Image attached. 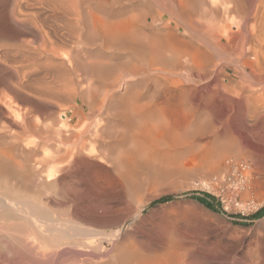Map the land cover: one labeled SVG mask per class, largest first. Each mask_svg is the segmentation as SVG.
Listing matches in <instances>:
<instances>
[{"label":"rangeland","instance_id":"1","mask_svg":"<svg viewBox=\"0 0 264 264\" xmlns=\"http://www.w3.org/2000/svg\"><path fill=\"white\" fill-rule=\"evenodd\" d=\"M11 1L14 3V0H0V29H3L2 32L4 33V36H3V33L0 32V55H1L0 60L4 59L3 62L0 61V65H2L1 66L2 69L0 68V71H1L0 72V76H1L0 77L1 78L0 79V83H1L0 84V91L2 90L0 95L4 94V93H6V95H7V93L9 92L8 95L10 94L9 96L13 98V99L10 98V99H12L11 101L13 102V104L15 103L16 105H18V108L20 109L19 115L23 116L24 118L22 119L21 116H17L18 117L16 119L17 121L15 120V118L12 119V117L13 116L16 117L17 114H13V113H12L13 115L10 114L12 111H10L8 109V111H9L8 112L6 107H3L4 105H2V103H0V109L2 108L1 110L3 111L2 112L0 110L1 111L0 112V115H1L0 116V122H1L0 123V129L2 128L1 132H0V149L7 148L10 150V152L12 151L13 154L15 155L16 160H19L20 162L23 161L24 164H27L26 165V168H27L26 171L27 172H24L25 171L24 170V171L19 172V173H9L8 170L6 171L4 169H1L2 167L0 164V194H4L5 196L10 197V198L14 197V199L25 203L26 205H28L30 208L33 209V214L30 217L26 216V219H25L24 218L25 215H22L16 211L11 210V209H6V208L0 207V243L2 244V242H3V244H2L3 247L2 246L0 247L1 248V250H0V264H9L10 262L12 264H102V263L103 264H112V262H113V264H116V262H117V264H119L121 261H122V263H120V264H123L125 261H126V263H124V264H127L128 262H129L128 264H130L131 262L128 260L133 255V253L143 255V256H154V255H161L165 252H173V253L180 254L181 257L183 258V261H184L183 264H191V262H192V264H203L202 263L203 261H205L206 264H208V263L209 264H264V262H263V260H264L263 259L264 258V218H263L264 217V204L262 202V200H264V97L259 96L261 92L262 93L264 92V70H262V69H264L263 68L264 67V60H263L264 58L261 60L260 56H262V55H259L260 53L261 54L264 53V51H262V50H264V0H229L230 2L228 0H217V1L213 0L214 2H212V0H182V1L180 0V2H179V0L178 1L177 0H170V1L169 0H166V1L165 0H129V1L128 0H125V1L124 0H110V1L109 0L108 1L107 0H101V1L100 0H71L72 1L71 4L69 3L70 0H66V7L68 9H72V8L76 7V9H78L82 12V19H84L83 30L85 29L86 32L85 31L81 32L80 36H78L77 39L74 38L75 41L73 40L72 37H67L65 40H63L64 41L63 44L65 46L64 47L62 46L63 47L62 49H64L63 51H65V50L67 51L66 53H68L67 56L69 55L68 56L69 59L66 56V53L61 52L62 51L61 50L60 51L61 55L59 54L56 57H54V58H57L59 56L60 58L58 57L57 59L58 60L60 59L59 60L60 62L54 58L51 60H50V57H48V59L46 57L44 58V56L42 54H40L37 50L35 51V49H34L35 43H37L36 45H38V43L40 41H38V39H34V38L32 39L31 35L28 37V34L30 33V32H28V28L26 27V24L28 22L23 21L24 23H22V20H21L24 16L23 14L21 15V13L17 12V13H19L20 16L17 14L16 16L11 17V15H10V11L12 12L14 6H16L14 8V10L16 9V11L18 10V8L21 10V12H24V14H27L26 12L29 11L28 15L30 16V18L28 17V20L31 19V21H29V23L37 21L39 24H41V22L39 20V17L41 15V20L43 19L42 24H41L42 28L44 26L46 27L47 24L49 26H51L50 28H52L53 25H54V27H57L58 21L57 20L55 21V19H56L55 14L59 15V13L57 11L55 13V9L53 10L52 7H49L52 4L50 2V0H38V1L37 0H22V1L21 0H15V3H16L15 5L11 4ZM117 1H121V2H117ZM154 1H155V3H154ZM17 2H19V3H17ZM83 3L87 4V6L84 5ZM182 3H184V5ZM31 4H32V6H30ZM35 4H37V6ZM72 4H74V5H72ZM88 4H89V6H88ZM185 4H187V5L185 6ZM124 5H125V7H124ZM157 5L162 9L163 12L159 8H158L159 11L157 10V7H158ZM9 6H12L13 8L10 9ZM39 6H41V8ZM111 6H113V7H111ZM26 7H27V9H26ZM126 7L127 8L129 7V8L126 9ZM171 7H172V9H171ZM146 8H149V9H146ZM169 8L171 11L168 10ZM182 8L186 13L183 12ZM33 9H34V12L36 11L35 15L33 13ZM49 9H50V11H49ZM86 9H88V10H86ZM24 10H27V11H24ZM91 10H92V13H94V14L104 15L108 18L110 16L109 19L112 18L113 20L119 19V18H126L128 16L135 14L138 11L137 12L138 15L139 16L141 15L140 19L138 21V31H139L140 37H142V38L145 37V39L143 38L144 40L147 39L146 37H149V36H152L155 34H159V33H164V32L169 30L176 36L175 38L178 41L182 40L183 42H186V43L187 42L188 43L194 42L193 44H195V45L200 44V45L205 46L206 51H207V55H208V59H209L207 78L210 75L212 76V78L210 76L208 79H205V81L208 80L206 82L204 81V79H202L200 81L201 82L200 84H198L199 82L198 83L196 82L198 85L193 81H189V82L185 81L184 82V83H188V84H185L187 87H191V89H194V90H192L193 93L196 91L195 94L192 95L193 93L191 92V89L189 90V92L186 96L187 99H185V101H184L185 106L188 107V105H190L192 107L193 105H191V104H194V103L198 104V105H196L197 108H195L196 107L195 104L192 107V109H194V111L196 110L195 112L193 111V115H195L198 112L197 113L198 115L196 114L198 117L196 115L195 116L192 115L193 118L191 117V119H190L191 122H189L191 127H189L190 125H188L186 132H189L188 135H190V134L194 135V134L198 133L197 135L199 136V139H198V136L195 139L191 138L190 136H192V135H190L188 138L187 136H185L187 134L185 132L186 134L182 135L183 136V137L181 136L182 138L180 137L181 140L179 139V141H181L184 146L179 141H178L179 143L176 142V143H173V145H172V143L168 144V142L167 143L162 142L163 145H162V143H159L160 145H162L163 148H161V146H159V144H157L158 147L156 145L153 146L150 151H147L146 154H144L145 157L148 155L147 156L148 159L141 156L142 158L139 157L140 159L138 158L137 159L138 161L136 160L133 165L129 166L128 172H130L129 176H131V178L129 180L130 184H128V186H130L129 187L130 190H128L129 188H127L128 187L127 183L125 184L126 180L124 178L123 171L117 170L116 166H114V164H113V160L111 159V158H113L112 157L113 155L119 154V152L121 151L122 147L125 144L122 147L117 144L109 152V159L112 160V161L109 160V162L106 163V166L109 163V165L106 167V168H108L107 170H109V168H110V170L108 171L109 173L108 172L106 173V171H107L106 168L102 169V171L106 170L105 175L107 176V174H108V176L109 177L111 176V178H107L108 176L106 177L105 175H103L104 172L103 173L101 172V173H99V174H102V176H100V177H102V178L104 177V178L100 179V177H98V181H94V179L91 176L92 172L88 168V166L81 165L79 168V170H81V171L78 170V172H79L78 175L81 174L80 172H82L83 175L81 174L79 176H82V177L84 176V177L83 178L80 177L81 182L79 184H77L78 185L77 186L76 183H74L75 185L74 184H65L64 178H63V181H64L63 182L62 177H60V176L64 177V173L63 172L60 173V171L56 173L57 175H55L53 177H49L50 179L49 178L47 179L46 178L47 177L46 170H47V168H49V163L47 165V163L43 162L41 165H38V168L36 166L37 165L36 159L40 160L42 158L43 149L45 150V149L50 148L52 150L53 144L55 142L56 143L59 142V140L62 138V134L63 133L65 134L67 131H69V128H71V125H72V128L70 129V131L72 132L73 130L76 129V127L78 129V125L81 126L80 124L83 121H85L82 119L83 115L79 114V112H78L79 111L78 107H79L80 101L82 99H84V100L88 99L86 101H90L91 103H93L96 108L102 107L100 113L95 111L96 112L95 116H93V117L91 116V118H88L86 120V122L87 121L91 122L92 118H93L94 122L100 123L99 124L100 129L106 128V130L104 131V132H106V134L103 132L102 135L104 136V135H107V133H108L107 136H109V134L111 132H113V130L117 131V130H119L118 128H120L118 125H120L121 122L118 118H116V116L114 114L116 112L115 109L117 110V107L121 105L122 95L127 91V89L129 87H131L132 89H134V87L135 88L142 87V85H141L142 83H141V81H139L141 79L142 74L140 72L138 73L139 75L134 74L132 72H129V69L124 64L129 59H132L136 54L135 53L133 54L130 51V49H128V47H126L125 45L122 46V44L112 42V41L106 39L101 33L94 31V29L92 28V20H91V18H89ZM112 10L114 11V13ZM148 10H149V12H148ZM123 11H125V12L123 13ZM142 11L145 13V15ZM157 11L159 12V14H157L158 13ZM169 12H170V14H169ZM39 13H40V15H39ZM149 13H152L151 17H150ZM190 13L192 15H190ZM173 14H174V16H173ZM33 15L37 18H35ZM186 15L187 16L190 15V16L187 17ZM21 16H22V18H20ZM32 16H33V18H35L37 20H33ZM145 16L147 18V21L150 18V20L148 22L145 21L146 20ZM153 16L158 17V19L160 18L159 21L155 20V19H157L156 17H155V19H152V18H154ZM52 17H54V18L52 19ZM165 17H166V19H165ZM185 17H187L190 20H187V18H185ZM14 18H16V20L17 19H20V20L15 21ZM48 18H49V20H48ZM45 19L49 23L47 22V24H44ZM50 20H54V21H50ZM152 20L156 21V22H153ZM164 21L166 22L165 24H164ZM179 21H183V23H181ZM189 21H190L189 28L188 27L186 28V26L188 25L187 23H189ZM19 22L21 24H19ZM149 22H152V23L149 24ZM9 23H11V24H9ZM17 23H18V25H16ZM224 24H227V25H224ZM89 25H90V29H89ZM190 25L192 27L193 26L194 27L191 28ZM219 25H221L220 28L224 27V26L225 27L221 28L222 29L221 30L219 28ZM49 26H47L48 29H49ZM199 26H201L200 29H199ZM45 27L43 28L44 30H45ZM47 27H46V31H48ZM169 27H172V28L168 29ZM209 27L213 28L212 30H214V31L210 30ZM16 28H17V30L15 31ZM215 28L217 31L215 30ZM230 28H231V32H229ZM18 29H20V30H18ZM171 29L174 31H172ZM176 29H178V30H176ZM227 29H228L229 34L227 33L226 35H223V34H225L224 33L225 30H227ZM12 30H14V32ZM209 30H210V33H212V34L209 33ZM10 31H12L13 33H15V32L16 33L11 34L12 33L11 32L10 34H8L7 32H10ZM17 31H19V32H17ZM49 31H50V29H49ZM162 31H164V32H162ZM177 31H178V33H177ZM183 31H187V32H183ZM215 31L218 32L219 34L216 33ZM94 32H96V34H94ZM18 33L19 34L21 33L23 38L21 37V34L19 36ZM214 33H216V34H214ZM17 34H18V36H17ZM92 34H94V37L92 36ZM179 34H180V36H179ZM84 36H86V37L84 38ZM90 36H92V37H90ZM95 36H96V38H95ZM213 36L214 37L216 36L218 39L217 38L215 39ZM89 37H90V39H89ZM99 37H100V39H99ZM220 37H222V39H220ZM70 38H72V39H70ZM101 38H103V40ZM84 39H86V40L83 41ZM98 39H99V42H97ZM202 39L204 41H206V44L204 42H201V41H203ZM24 40L26 42L25 44L23 42ZM68 40L72 41V42L69 41V42L73 43V44L70 43L71 46L67 44ZM31 41L34 43V45ZM209 42L212 46H214L212 49L215 48L216 50L215 49L209 50V48H208ZM249 42H250V44H249ZM30 43L32 44V46ZM108 44H109V46H108ZM17 45H18V47H17ZM23 45L25 48H27L29 50L26 49V51H25L24 50L25 48L23 47ZM72 45H74L73 46L74 49H73ZM212 46H210V48ZM259 46L261 47L260 48L261 51H260V49H257V48H259ZM75 47H77V48L75 49ZM242 47H243V49H242ZM20 48L23 51V53L21 50H19ZM207 48H208V50H207ZM252 48L255 50L257 49L256 51H258V52L256 53L255 50L253 51ZM17 49H18V51H17L18 53L20 52L23 56L26 55L25 57H21L20 53L16 54V55H18V58H21V59L23 58L24 62H23V60L20 61V59L16 58L17 56L15 55V53H17V52L15 50H17ZM244 49H245V51H243ZM83 50H84V53H83ZM86 50H87V53H86ZM246 50H248V52ZM14 51H15V53H14ZM24 51H25V53H24ZM101 51H102V53H101ZM211 51H214V53L213 52L211 53ZM241 51H242V53H241ZM34 52H35V54H34ZM245 52H246V54H245ZM253 52H255V53H253ZM6 53H9V54H6ZM71 53L74 56L70 55ZM79 53H80V55H78ZM120 53H122V54H120ZM12 54H14L16 57ZM29 54L30 55L32 54V57H30ZM63 54L65 56H63ZM123 54L125 57L123 56ZM35 56L37 57L36 59L33 58ZM38 56L40 58H38ZM11 57H13L12 61L10 60ZM118 57H120V58H118ZM122 57H124V60L122 59ZM262 57H264V54ZM28 58H31V59L28 60ZM116 58H118V59H116ZM13 59H14V61H13ZM40 59L42 60V62ZM90 59L93 62H91ZM126 59H127V61H125ZM38 60L42 63V66H43V67H41V70H39L40 66H38V65H41V63L38 62ZM43 60L45 62L46 61L48 62L47 65H49V64L50 65L46 66V64H44L45 62ZM63 60L64 61L68 60L69 64L67 61H66V64L62 63ZM84 60H85V63H84ZM96 60L97 61L99 60V62H97ZM108 60L111 63H108ZM117 60H118V62H117ZM256 60H257V62H256ZM258 60H260V61H258ZM30 61H31V63H30ZM86 61H88V62H86ZM94 61H96V62H94ZM14 62H16L17 64ZM25 62L28 63V65L25 64ZM35 62L38 64H36ZM51 62L54 63L53 66H52L53 63H51ZM56 62H59L57 64V68H55ZM79 62H80V64H79ZM12 63H13V65H12ZM70 63H71V67H70ZM257 63H259L260 66ZM35 64H36V66H35ZM123 64L125 65V67ZM9 65L11 66V68L7 67V69H3V67L5 68L6 66H9ZM24 65H26L27 67H31L34 65L35 67H32V68L33 69L36 68V69H34V70L31 69V72H29L30 74H27V71H30L29 70L30 68H26V66H24ZM59 65H60V67H59ZM73 65H74L73 69L75 67H78V69L77 68L74 69V71H76V72L78 71V74L75 72L74 74H72L73 75L72 76V75H70V73H67V72L69 71V68H72ZM13 66L16 68L19 66L16 69L18 71H16ZM50 66L52 67V68H49L51 70H49L47 68ZM118 66L120 68H118ZM23 67L26 68L25 69L26 72L24 71L25 73L23 72V70H24ZM45 67H46V69H45ZM115 67H117V68L115 69ZM9 69H11V71ZM19 69H20V71L22 69L21 74L19 72ZM55 69H57V72H53V70H55ZM59 69L64 71V73L63 72L60 73L61 71ZM12 70H13V72H12ZM36 70H38L39 72H37ZM79 70H80L81 75L79 74ZM83 70H85V71H83ZM6 71H8V72H6ZM48 71H51V73L49 72V75L52 74L54 76L53 78L50 77L52 75H50V76L46 75V74H48ZM16 72H18V74H16ZM7 73L10 75H8ZM31 73L33 74V76H31L32 75ZM2 74H5V75H2ZM34 74H36V75H34ZM40 74H42V75H40ZM54 74L57 77L60 76V79H64V81L62 80V83L60 84L61 88L59 87L58 84H56V85H58L57 87L55 84H53L54 82L51 79L54 80V78H55ZM64 74L65 75L68 74V76L70 75L69 79H67V76H65ZM83 74H85V75H83ZM89 74H91V76ZM2 76H4V77H2ZM9 76H11V77H9ZM28 76H29V78H27ZM30 76H31V78L32 77L33 78L31 79ZM37 76H39L38 78L39 79L41 78V80H43V81L46 80L47 83L46 82L40 83L43 81L39 80L37 78ZM42 76L44 79L45 78L46 79L45 80L42 79ZM45 76H48L49 81H48L47 77H45ZM61 76H64L66 78H64V77L62 78ZM81 76H85L84 77L85 79L82 78ZM107 76L109 78H113L116 76L118 78H120V79L117 78L118 81L117 80L115 81L116 84L119 82L118 83L119 88L115 87L116 85L113 87H107V85L104 84L105 78ZM131 76H132V79L129 78ZM8 77L11 78V81L14 80L13 82H11L9 80L10 84L14 83L13 84L14 86L12 88H9V86H7V85H9ZM17 77H18V80H16ZM25 77H26V79H25ZM92 77L94 78V80ZM259 77H263L261 82L258 81V79H257ZM35 78H37L38 81H36ZM33 79H34V81H33ZM83 79H84L85 83L82 82ZM209 79H212V80H209ZM50 80L53 83L52 82L50 83ZM134 80H135V82H134ZM5 81H7V82H5ZM17 81H19V82H17ZM35 81L37 82L36 86H34L36 83ZM128 81H130V82H128ZM78 82H80V83L78 84ZM87 82H88V87L86 85ZM137 82H139L141 84H139V83L137 84ZM190 82L193 85H190L189 84ZM2 83H3V85H2ZM6 83H8V84H6ZM18 83L19 84L21 83V84L19 85ZM28 83H29V86H27ZM4 84H6V85H4ZM15 84L17 87L19 85L18 91L15 90V89H17ZM41 84H42V89L46 90L45 92H43L44 94H42V89L40 88ZM43 84L45 86H47V84H48L47 88L46 87L44 88ZM83 84H84V86H83ZM129 84L131 86H129ZM134 84H137L138 86L137 85L135 86ZM207 84H209V86H207ZM22 85L24 86V88ZM52 85H55V87ZM62 85L66 86V87L64 88ZM201 85L203 88L202 87L199 88ZM4 86H5V89L2 88ZM11 86H12V84L10 85V87ZM80 86H81V89H79ZM94 86H96V87H94ZM58 87H59V90H58ZM76 87H77V89H76ZM196 87L198 88V90H196L197 89ZM206 87L207 88L209 87V90ZM13 88H14V90H12V92L10 93L11 89H13ZM20 88H21V90H20L21 92L19 91ZM33 88H35V89H33ZM69 88H70V90H69ZM109 88H111V89H109ZM131 88H129V89H131ZM47 89L50 93L47 91ZM53 89H54V91H53ZM62 89H64V91ZM100 89H102V90L99 91ZM4 90L5 91L8 90V91L5 92ZM26 90H28L29 92L28 91L25 92ZM107 90L110 92L108 93ZM3 91H4V93H3ZM15 91H16V94L17 93H19V94L16 95ZM35 91H36V94H35ZM66 91L67 92L71 91V92H68V93H70V94H68L69 97L67 96V94L63 95L64 92H66ZM117 91H118V94L120 93V95L123 93L121 96L119 95L121 98H119L118 94H116ZM121 91H122V93H121ZM202 91H204V93ZM22 92L23 93L25 92L26 94L29 93V95L24 94L25 95L24 96L22 94ZM46 92H48L49 94ZM58 92L61 95H59V94L57 95ZM92 92H94L95 95H93L94 93H92ZM209 92H212V94H209ZM218 92L220 94H218ZM13 93L15 94L14 96L12 95ZM37 93H38V96H37ZM110 93H112V94H110ZM206 93H208L206 95V96H208V99L205 96ZM249 93L251 94V97L248 98V100H244L245 95H247ZM30 94H31V97H28V96H30ZM50 94H52L51 96L56 97V98L53 97L54 98L53 99L50 96L51 101L52 100L54 101V100L59 99V98L60 99L62 98V99L61 100L59 99L60 101L57 100L58 102L54 101L55 104L53 102L50 103V100H49ZM101 94H104V95L101 96ZM114 94H116V96ZM21 95H23V96L21 97ZM210 95H213V96H210ZM215 95H216V97H215ZM217 95H218V97H217ZM220 95H224V96L222 98H220L221 97ZM36 96L39 99H40V97H41V99L42 98L47 99L48 100V101L46 100L47 102H45V99L44 100L42 99L43 101L41 99L40 100L46 106H47V104L50 105V106H48V108L50 107V109H48L43 103L40 104L41 102L39 100H37L38 98ZM44 96H46V97H44ZM61 96H63V97H61ZM65 96H66V98H65ZM71 96H73V97H71ZM199 96H201V97H199ZM203 96H205V99ZM104 97L106 100L104 99ZM16 98L19 99V101ZM23 98L24 99L26 98V101ZM115 98H116V100H115ZM229 98L232 99L233 103H232V101H228V100H231ZM34 99L36 100V102L38 101L40 103H36V102L33 103L32 101H35ZM192 99H195V100L191 102ZM62 100H64V101H62ZM65 100L66 101L68 100L69 105L67 102H65ZM70 100H72L73 103ZM186 100H188L190 103L188 104V102ZM198 100H200V101H198ZM201 100H206V101H203L201 103ZM15 101H17V103ZM114 101H116V102L114 103ZM234 101H236V102H234ZM29 103H30V105H29ZM62 103H63V106H61ZM235 103H236L235 109H237L238 112L233 114L226 121L225 116L222 112V109L225 106H228V105L231 106L232 104H233L232 106L234 107ZM16 105L14 108H17ZM19 105L21 106V108ZM23 105H25V107H22ZM42 105L45 106L44 109H43ZM57 105L58 106L60 105L61 107L60 106H59L60 108L55 107ZM27 106L29 108H27ZM202 106H204V107L202 108ZM106 107H108V109ZM111 107H114V108H111ZM37 108L38 109L40 108L39 112L37 111L38 110ZM41 108H42V110H41ZM247 108L250 110L257 109L258 112H256V115H254V117H252V116L251 117H248V116L244 117V116H242L243 115L242 112L247 111ZM29 109L31 110L32 115H30ZM28 110H29V112H28ZM45 110H47V111H45ZM112 110L115 112H113ZM32 111H34V113L37 112L38 115L36 113V116H34L35 114ZM62 112H63V115H62ZM26 113L30 115L29 120H28L29 116ZM44 113H45V115L42 116L41 114H44ZM25 114L27 115V118H26ZM51 114H52V117H51ZM58 114H59V116H58ZM49 115H50V117H48ZM54 115H56V117H57L56 122H53L56 120ZM96 115H98L99 117L98 116L96 117ZM33 116L36 117L35 121L32 120V119H34ZM63 116H65L66 118ZM103 116H104V118H103ZM10 117H11V119H10ZM19 117L21 118L20 121H18ZM37 117H38V119H37ZM42 117H44V119ZM1 118H3V119H1ZM62 118L65 119L66 121L63 120ZM105 118H107V120ZM111 118L114 120V124H112L113 120ZM223 118H224V120H223ZM244 118H247V119H244ZM39 119L42 123L38 122ZM53 119H55V120H53ZM60 119H62V120L60 121ZM98 119H100V120H98ZM21 120L22 121L24 120L23 123ZM48 120H50V121H48ZM79 120H80V122H79ZM104 120L107 121V123H109V125H111V124L112 125L109 126ZM202 120L204 121V123L208 122L206 124L208 127H211L210 130H209V128L204 126L206 124H203ZM8 121H10L9 123L11 125L8 123ZM169 121H171L170 124H173L174 126H177V127L185 126V122H184L183 118H179V117L174 118L173 117V118H170ZM194 121H196L195 124L197 123V121H198V123L195 125L194 123H192ZM214 121H215V123H214ZM245 121H246V124H247L249 131L248 130L246 131V129H245V126H246L244 123ZM11 122L13 124L15 122L16 123L13 125ZM19 122H20V126H19ZM32 122L34 123V127H36V128H34L33 126H32L33 129H32V127H29L30 125H33ZM47 122H49L48 124H50V125H48ZM62 122L63 123L65 122L66 125L70 122L69 123L70 125L69 124L67 125V126H70L69 128L66 127V125L63 127V129H65L63 133H62L63 129L59 130V128L62 127L61 125L59 127V124H61ZM75 122H77V123H75ZM94 122H92V123H94ZM115 122L118 124H115ZM55 123H57L58 125ZM102 123L103 124L105 123V125L102 126ZM177 123L182 125V126H180V125L178 126ZM199 123L201 125H199ZM22 124H23V127L20 128L22 126ZM25 124H26V126H25ZM27 124L28 125L30 124V125L28 126ZM36 124H38V125H36ZM53 124L56 126H54ZM76 124H77V126H76ZM214 124H216V125H214ZM39 125H40V127H39ZM193 125H195V126H193ZM197 125H199V127L202 126L203 128H205V130L207 128L210 133L208 132V130L207 131L203 130V132L206 133V135H205L201 131L203 128L200 129L199 127H197ZM51 126H53V127L51 128ZM73 126L75 129L73 128ZM112 126H113V128H112ZM114 126H115V128H114ZM221 126H224L226 128L224 129ZM11 127H13V128H11ZM41 127H44V130H43V128L41 129ZM110 127H111L112 131L109 130ZM196 127L200 129L199 132L197 131L198 129ZM227 127H229V128L227 129ZM23 128L24 129L26 128L25 129L26 131ZM29 128H30V130H29ZM53 128H55V129L58 128V129L55 130ZM12 129H14L12 132L9 131ZM219 129H221V130H219ZM2 130H3V132H2ZM33 130L36 133L33 132ZM191 130H192V132H191ZM216 130H217V134L215 133ZM222 130H223V132H222ZM224 130H225V132H224ZM57 131H59V132H57ZM194 131H195V133H193ZM196 131H197V133H196ZM226 131H229V132H226ZM33 133H35L36 135ZM114 133L115 132H113V134H110V136H113L112 137L113 139L117 136V134L116 133L114 134ZM222 133L226 134L227 136L223 135ZM219 134H220V136H219ZM18 135H20L21 137ZM28 135H29V137H28ZM48 135H50V137L52 135V138H49ZM102 135H101V138H102ZM221 135H222V137H224L223 139L220 138ZM41 136L42 137L44 136V137L42 138ZM107 136H106L105 140H107V138H108ZM184 136H185V138L187 137L189 141L187 139L185 140ZM213 136H215V137L213 138ZM217 136H219L218 137L219 140H217V141L220 142L221 144L218 142L217 143L219 144L218 146L221 147V150H219V151L216 150V153H218V152L220 153V155L222 157L221 163H224V164L218 165V167L222 166V168L220 167V169H219L217 167L216 170H213L215 172H213L212 170H210V167H209L210 165H208L209 162L206 163V161H207L208 157L210 158V155L215 153V152H213L214 149H219V147L216 145L217 143L215 144L216 139H218ZM5 137L8 139H5ZM192 137H196V135L192 136ZM203 138H205V139H203ZM206 138H207V140H206ZM208 138H210V139H208ZM211 138H213L215 140L213 141V139H211ZM192 139H193V142L191 141ZM196 139H198L197 141L199 142V144L196 141ZM16 140H21V141H17V142L18 143L21 142L23 144L19 143V145H17L15 143ZM49 140H50V142H49ZM54 140H55V142H54ZM183 140H185V143L183 142ZM208 140L211 142L209 144L211 146L207 145L210 150H208L207 147H204L202 145L204 142H206ZM28 141H34V142L36 141L37 142L36 147L33 146L34 148H32V146L25 145ZM41 141H42V145H41ZM242 142H243V144H242ZM39 143H40V145H39ZM213 143L215 144V146H213L214 145ZM224 143L225 144L227 143L226 144L227 146ZM43 144H44V146H43ZM164 144H166V145H164ZM178 144H179V147H178ZM196 144H197V146H196ZM126 145H128V144L126 143ZM170 145H172V146L170 147ZM199 145H200V147L201 146L202 147L201 148L198 147ZM116 146H117L118 151H117V149H115ZM186 146L188 147V149ZM190 146H191V148H190ZM192 146L193 147L195 146L194 149ZM27 147H30V148H27ZM37 147H38V149H37ZM119 147H120V149H119ZM172 147L174 148L173 150L175 152H173ZM196 147L198 148V150L199 149L200 150L199 151L196 150L195 149ZM226 147H227L226 151L228 150V148H230V149L227 152L226 151L222 152V148H224V150H225ZM176 148L178 149L179 152H176L177 151ZM189 148L191 150H189ZM35 149H37V150H35ZM205 150H206V152H204ZM31 151H32V153H31ZM187 151H189V152H187ZM170 152H171V154H170ZM182 152H183V154H182ZM192 152H195L196 154L192 153ZM208 152H210V154H208ZM227 153L230 154L229 157H228ZM197 154H198V156H197ZM18 155H19V157H18ZM40 155H41V157H40ZM225 156H227V157H225ZM22 157H24V158H22ZM33 157L34 158L38 157L40 159L36 158L34 161ZM224 157L226 158L225 160H223ZM200 158H203L204 160L200 159ZM146 159H147V161H144ZM199 159H200V161H199ZM148 160H149V162H148ZM201 160H203V162H201ZM171 161H172V163H171ZM176 161H178V162L176 163ZM143 162H145V163L147 162L148 164L147 163L145 164ZM227 162H229L231 164H229ZM205 163H206V165H205L206 168L204 166ZM237 164H238V166H237ZM31 165H33V167L35 169L36 168L37 169L35 170ZM136 165H138V166H136ZM195 165L196 166L198 165V167L196 168ZM199 165H202L201 167H204V168L199 167ZM95 166L96 165L93 166L94 169H95ZM235 166H237V168L240 167L238 169H239V171L241 170V174L242 173L248 174L249 179L251 178L248 186H245V182L242 183V179L239 178V177H241V175L239 174L240 172L238 173V169ZM136 167H138V168H136ZM81 168H83V170ZM96 168L99 169L98 166H96ZM113 168L117 172H115ZM136 169H137V173L135 172ZM205 170H206V172H207V170H208V172H209V170L211 171L209 173H206L207 175H209L208 177H207V175L205 176V174H203V171H205ZM34 171H36V173ZM89 171L91 172V174L89 173ZM85 172L87 174H85ZM111 172H113V173H111ZM132 172H134V173H132ZM41 173H42V175L43 174L44 175L42 176ZM31 174H32V176H31ZM113 174H114V176H113ZM33 176H35L36 178L38 177L39 179H36V178L32 179ZM144 176H145V178H144ZM156 176L159 177V179ZM114 177L118 178V179L115 178L118 181H116V180L114 181L113 180ZM139 177H142L141 179L144 182H142V181L136 182L138 179L140 180ZM89 178H91V179H89ZM203 178H204V180H202ZM105 179H108V180L104 182ZM59 180H61V181H59ZM85 180L90 181V182H87ZM155 180H156V182H155ZM20 181H21V183H20ZM36 181L37 182L40 181L39 184ZM93 181H94V183H93ZM121 181L124 182V184L122 183L120 185L119 183H121ZM202 181H205V182L203 183ZM35 182H36V184H34ZM41 182H42V184H41ZM135 182H136V184L137 183L138 184L136 185ZM238 182H240V183H238ZM95 183L96 184L98 183V184L96 185ZM115 183L117 186H115ZM37 184L39 186H37ZM134 184L137 187V189L134 186ZM145 184H147V186H144L145 187V189H144L143 185H145ZM234 184H236V185H234ZM72 185L77 186V187H73ZM123 185L127 186V187L124 186L125 190H127L125 194L123 191H120V188H119ZM152 185L157 186V187H153ZM27 186H28V188H27ZM65 186H67V187H65ZM71 186H72V188H71ZM104 186H106V188ZM239 186H241V187H239ZM112 187H115V188L112 189ZM62 188H63L64 192L62 191ZM156 188L159 189L158 190L159 192L157 191ZM87 189H88V191H87ZM150 189H151V191H150ZM76 190H78V191H76ZM80 190L81 191L84 190L86 195L84 194V192H81ZM111 190H112V192H111ZM12 191H13V193H12ZM32 191H34V192L32 193ZM41 191H42V193H41ZM102 191H104V192H102ZM106 191H107V193H106ZM146 191L149 193V195ZM152 191H154V192H152ZM76 193H77V195H76ZM87 193H88V195H87ZM108 193H110V194H108ZM121 193H123L124 195ZM157 193L158 194L160 193L161 195L160 194L158 195ZM31 194H34L33 195L34 198L32 197ZM56 194H58V195H56ZM145 195L149 196V197H146ZM150 195H152V196H150ZM154 195H156V196L158 195L157 198ZM84 196L85 197L87 196L88 198L86 197L87 198L86 199ZM143 197H144V199L149 200V202L140 212H138L139 210L134 211L132 213V217H130L128 219L129 221L126 220L125 222H123L124 224L119 223V225H118L115 223L114 225H109V226L104 227L107 231H109L108 229H112L113 231L117 230L120 235L118 236V238L115 239L116 241L115 240L110 241L111 243L107 242V241L103 242V251L99 252V253H98V251H95V252L89 251V249L87 251L86 248H84L82 250L80 248H83V247L78 246V245H74L72 242L68 241V239L64 238L61 235L57 236L59 239L57 237H55V239H54L53 237L56 236V234H54V233H56V232L53 233L54 236H53V234H49V235L44 234L43 235L41 233V231H39V229H38V227L41 225H42L41 227H45V225H46L45 222H46V220L48 221V219H55L59 222H64L65 220L72 218V216L74 218L79 219V220L83 219L81 221H83L85 223H86V221H88L86 224L89 223L91 225V222L93 219H97L99 217L104 218L108 215L109 216H115V214L117 215L119 213L118 209H117V205L120 204L118 201H120L121 203H122V201H124V202L125 201H132L135 205L137 202L136 199H143ZM233 197H236V198H233ZM151 198H153V199H151ZM249 199L251 202H248ZM51 201H53V202H51ZM87 201H89V203ZM243 202H245V203L243 204ZM252 202L254 205L252 204ZM100 203H103V206ZM98 204L101 205L105 209H103ZM160 205H162V206L165 205V206L162 207ZM84 206H86V207H84ZM159 207H161L163 209H161V208L159 209ZM86 208H88L89 210ZM112 208H115V209L113 210ZM153 208L156 210L157 213H155V210ZM156 208H158L159 211ZM37 209H39V210L37 211ZM151 209H153V210H151ZM83 210H84V212H82ZM100 211H103V212H100ZM110 211H115V212L112 213ZM47 212H49V213H47ZM92 215H94V216H92ZM78 216H80V217L78 218ZM144 216H146V217H144ZM166 216H167V219L164 222V220H165L164 217H166ZM159 217H161V218H159ZM36 218L41 223L36 224V223H38V222H35V220H34ZM140 218L141 219L144 218V220L147 222H145L142 219L144 221L143 222L142 220H140ZM90 219H92V220H90ZM150 219H152V220L150 221ZM161 220H163V221H161ZM157 221H159L158 222L159 225H157L158 224V223H156ZM160 221H161V223H160ZM137 223H138V225H137ZM140 223H142V224H140ZM147 225H149V226H147ZM155 225L157 227V230H156ZM145 227H146V230L143 229ZM148 227H149V229H148ZM140 228H142V229H140ZM119 229H120V231H119ZM125 230H127V232ZM134 230H135V233H134ZM159 230H160V232H159ZM6 231H8V232H6ZM129 231H131V233ZM163 231L167 232V234L163 233ZM139 232H141V233H139ZM143 232H145V233H143ZM28 233L30 234V236ZM154 234L159 235V236L161 235L163 240L161 237H159V236L156 237ZM165 234H166V236H165ZM174 234H176V235H174ZM50 235L53 237H51ZM146 235H148L151 238V241H150V238L148 236L146 237ZM152 235H153V237H152ZM179 235L181 237H179ZM120 236L121 237L123 236V237L121 238ZM138 236H139V238H137ZM163 236H165V237H163ZM26 237L28 240L25 239ZM158 237L160 238V241H158L159 240ZM168 237L171 238L170 240H173L172 241L173 245H171L172 242L168 239ZM146 238L147 239L149 238V239L146 240ZM166 238H167V240H166ZM175 238L177 239L178 243L176 242ZM29 239L31 241H29ZM57 240H59V241H57ZM52 241L54 242L53 246H52ZM27 242H28V244H27ZM47 242H49V243L51 242V243L49 244ZM55 242H56V244H55ZM162 242L164 243V245L162 244ZM168 242H169V244H168ZM29 243H30V245L31 244L33 245V247L31 245L32 248L30 247ZM58 243L60 244V246ZM174 243H176V244L174 245ZM181 243H183V245ZM35 245L36 246L38 245V247H41V248H37V247H35ZM43 245H44V247H43ZM55 245H56V248L54 247ZM168 245H169V247H168ZM48 246H49V248H48ZM109 247H110V250L112 249L111 250L112 252L109 250ZM34 248L37 249L38 251L35 250ZM52 248H54L53 250H55L56 252H57V248H58V252H57L58 255L56 254V252L55 253L53 252ZM142 248H143V250H141ZM158 248H160V250ZM107 250H109L110 252ZM30 251L32 253H30ZM44 251L47 253V255H45ZM105 251L107 252V256H106ZM131 251H132V253H131ZM157 251H158V253H157ZM187 251H189V252H187ZM192 251H193V253H192ZM5 252H8L7 254H9L11 252L12 253H11V255L9 254L10 256L9 255L7 256V254H5ZM51 252H53V254ZM84 252H86L87 254H84ZM147 252H149V253H147ZM150 252H152L151 253L152 255L150 254ZM189 253H191L192 256ZM195 253H196V255H194ZM198 253L200 255H198ZM83 254L86 255V257H88L90 255L91 256H90V258L88 257L86 259V257ZM201 254H203V255H201ZM82 256H84V258ZM92 256H94V257H92ZM101 256L103 257L104 260L102 259ZM205 256H206V258H205ZM260 256H262V257H260ZM97 258H100L99 259L100 261ZM127 258H128V260H127ZM196 258H197V260H196ZM204 258H205V260H204ZM186 259L188 260V262ZM81 260H82V262H81ZM195 260L197 262H195ZM200 260H201V263L199 262ZM205 262H204V264H205Z\"/></svg>","mask_w":264,"mask_h":264},{"label":"bare ground","instance_id":"2","mask_svg":"<svg viewBox=\"0 0 264 264\" xmlns=\"http://www.w3.org/2000/svg\"><path fill=\"white\" fill-rule=\"evenodd\" d=\"M22 1V0H21ZM20 1V2H21ZM38 1V0H37ZM101 1V0H100ZM108 1V0H107ZM106 1V2H107ZM110 1V0H109ZM125 1V0H124ZM129 1V0H128ZM166 1V0H165ZM170 1V0H169ZM178 1V0H177ZM182 1V0H181ZM215 1V0H214ZM213 0H212V2H214ZM217 1V0H216ZM229 1V0H228ZM227 1V2H228ZM50 2L52 3L49 7H52V9L54 10L55 9V13H56V11L59 13V15L57 14H55V21L57 20L58 21V26L57 27H54V23L52 24L53 26H52V28H50L51 26H49L48 24H47V20L45 19V21H44V24H47L46 25V27L47 26H49V29H50V31H49V29H48V27H47V30L48 31H46V27H45V30L42 28V20H41V15H40V13H39V15H40V17H39V20H40V22H41V24H39L37 21L36 22H32V23H29V21H31V19L30 20H28V17L30 18V16L28 15V12H26L27 14H24V12H21V10L18 8V10L16 11V9L14 10V8L16 7V6H14V8L12 7V6H9L10 7V9L11 8H13V10H12V12L10 11V15H11V17L13 16H16L17 14L19 15V13H21V15L23 14L24 16H23V18H22V16L20 17V18H22L21 20H22V23H24L25 21H27L26 23V27L28 28V32H30L29 34H28V37L31 35L32 37V39L34 38V39H38V41H40L39 43H38V45H36L37 43H35V47H34V49H35V51L37 50L40 54H42L43 56H44V58L46 57L47 59H48V57H50V60L51 59H53L54 57H56L57 55H59L61 52H67L66 50L65 51H63L64 49H62L65 45L63 44V40H65L67 37H72L73 38V40L75 41V39L74 38H78V36H80V33L81 32H83V31H85V29L83 30V24H84V19H82V12L80 11V10H78V9H76V7L75 8H72V9H68L67 7H66V0H50ZM68 2V1H67ZM117 2H121V1H117ZM179 2H180V0H179ZM200 2V1H199ZM226 2V1H225ZM230 2V1H229ZM17 3H19V2H17ZM40 3V2H39ZM70 4L72 3V1L70 0V2H69ZM123 3V2H122ZM154 3H155V1H154ZM10 4V3H9ZM11 4H16L15 3V0H14V3L11 1ZM10 4V5H11ZM25 4V3H24ZM38 4V3H37ZM37 4H35L36 6H37ZM84 5H86L87 6V4H85V3H83ZM115 4V3H114ZM126 4V3H125ZM170 4V3H169ZM183 5H184V3H182ZM20 5V4H19ZM41 5V4H40ZM72 5H74V4H72ZM171 5V4H170ZM187 4H185V6H186ZM30 6H32V4L30 5ZM43 6V5H42ZM88 6H89V4H88ZM158 6V5H157ZM177 6V5H176ZM40 8H41V6H39ZM74 7V6H73ZM111 7H113V6H111ZM123 7V6H122ZM121 7V8H122ZM124 7H125V5H124ZM163 7V6H162ZM24 8V7H23ZM43 8V7H42ZM78 8V7H77ZM89 8V7H88ZM91 8V7H90ZM117 8V7H116ZM129 8V7H128ZM127 7H126V9H128ZM139 8V7H138ZM158 8L159 9H161L159 6L157 7V10H158ZM9 9V10H10ZM26 9H27V7H26ZM111 9V8H110ZM142 9V8H141ZM145 9V8H144ZM143 9V10H144ZM146 9H149V8H146ZM164 9V8H163ZM171 9H172V7H171ZM178 9V8H177ZM31 10V9H30ZM37 10V9H36ZM86 10H88V9H86ZM90 10V9H89ZM93 10V9H92ZM92 10H91V12H90V16H89V18H91V20H92V28L94 29V31H97V32H99V33H101L106 39H108V40H110V41H112V42H115V43H119V44H122V46L123 45H125L126 47H128V49H130V51L134 54H136L132 59H129L128 61H127V59L125 60V61H127V62H125L124 64L126 65V67L129 69V72H132V73H134V74H138L139 72L142 74L141 75V79L139 80V81H141V83H139V82H137V84L139 83V84H141L142 85V87H137V88H135L134 87V89H132L131 87H129V88H131V89H127V91L123 94L122 93V91H121V93L123 94H121L122 95V102H121V105L120 106H118L117 107V110L115 109V111H113V112H115V116H116V118H118L119 120H120V125H118L120 128H118L119 130H117V131H114L113 130V132H117L116 134H117V136L113 139L112 137L113 136H110V134H113V132H111L110 134H109V136H107L108 135V133H107V135H102V133L106 130V128H102V129H100V123L99 122H94V120H93V118H92V121L91 122H86V120L88 119V118H91V116L93 117V116H95V114H96V112L95 111H97L98 113H100V111H101V108H96L95 106H94V104L93 103H91L90 101H86V100H88V99H86V100H84V99H82L81 101H80V104H79V114H82L83 116H82V119L83 120H85V121H83L80 125L81 126H79L78 125V129H77V127H76V129L74 128V126H73V128L76 130H73L72 132L70 131V129L72 128V125H71V128H69L70 126H67L66 124H65V122L63 123H61V124H59V127H60V125L62 126V127H58L59 128V130L60 129H63V127L66 125V127H68L69 128V131H65L66 133L64 134L63 132H64V130L65 129H63L62 130V138L59 140V142H55V140H54V144H53V149L51 150L50 148L49 149H43V151H42V158L40 159V158H38V157H36V158H38V159H40V160H37L36 158H34V161H35V159H36V163H37V168H38V165H41L43 162H45V163H47V165H48V163H49V168H47V170H46V174H47V179L49 178V177H53V176H55V175H57L56 173L57 172H59L60 171V173L61 172H63L64 173V177L63 176H60V177H62V181H63V178H64V181H65V184H74V183H76V185L77 184H79L81 181V178L80 177H82V176H79V175H81L82 174V172H80L81 174H79L78 175V170H79V168H80V166L81 165H86V166H88V168L91 170V172H92V178L94 179V181H98V177H100V176H102V174H99V173H103L104 172V174L103 175H105V171L108 169V168H106L108 165H109V163L107 164V166H106V163L107 162H109V152L113 149V147H115V145H119V146H123L124 144L126 145V143L128 144V145H124L123 147H122V149H121V151L119 152V154L118 155H113L112 157L113 158H111L112 160H113V164H114V166H116V169L117 170H120V171H123V173H124V178H125V180H126V182H125V184L127 183V186H128V184H130L129 183V180H130V178H131V176H129L130 175V172H128V168H129V166H131V165H133L134 164V162L139 158V157H141V156H143L144 158H147V156L145 157L144 156V154H146V152L147 151H150L151 150V148L153 147V146H157V144H159V143H162V142H164V143H167L168 142V144L170 143H172V145H173V143H176V142H178L179 141V139H180V137L182 136V135H185L186 133V135L185 136H187L188 138H189V136L190 135H192V134H190V135H188L189 134V132H186L187 131V127H188V125H190L189 124V122H191V117H192V115H193V111H194V109H192V107L194 106V104H195V106L196 105H198L197 103H194V104H191V105H193L192 107L190 106V105H188V107L187 106H185V104H184V101H185V99H187V94H188V92H189V90L191 89V87H187L185 84H188V83H184L185 81L187 82H189V81H193V82H199L198 84H200L201 82V80L202 79H204V81H205V79H208L207 78V71H208V67H209V59H208V55H207V51H206V47L205 46H203V45H200V44H193L194 42H191V43H186V42H183L182 40L181 41H178L175 37V35L171 32V31H166V32H164V31H162V32H164V33H159V34H155V35H152V36H149V37H146L147 39L146 40H144L145 39V37H140V34H139V31H138V21H139V19H140V16L138 15V11L135 13V14H133V15H131V16H128V17H126V18H119V19H115V20H113L112 18V20L111 19H109L110 18V16H109V18L108 17H106V16H104V15H99V14H94V13H92ZM121 10V9H120ZM125 10V9H124ZM134 10V9H133ZM138 10V9H137ZM168 10H170V8L168 9ZM182 10H183V8H182ZM181 10V11H182ZM187 10V9H186ZM24 11H27V10H24ZM39 11V10H38ZM49 11H50V9H49ZM113 11V10H112ZM141 11V10H140ZM152 11V10H151ZM156 11V10H155ZM159 11V10H158ZM157 11V12H158ZM161 11H162V9H161ZM160 11V12H161ZM171 11V10H170ZM173 11V10H172ZM3 12V11H2ZM17 12H19V13H17ZM41 12V11H40ZM95 12V11H94ZM125 11H123V13H124ZM143 12V11H142ZM148 12H149V10H148ZM147 12V13H148ZM156 12V13H157ZM163 12V11H162ZM174 12V11H173ZM183 12H185L184 10H183ZM188 12V11H187ZM31 13V12H30ZM33 13H34V15L36 14V11L34 12V9H33ZM32 13V14H33ZM38 13V12H37ZM51 13V12H50ZM96 13V12H95ZM113 13H114V11H113ZM117 13V12H116ZM144 13V12H143ZM153 13V12H152ZM152 13H149L150 14V17L152 16ZM175 13V12H174ZM186 13V12H185ZM9 14V13H8ZM31 14V15H32ZM43 14V13H42ZM141 14V13H140ZM157 14H159V12L157 13ZM169 14H170V12H169ZM33 15V16H34ZM89 15V14H88ZM125 15V14H124ZM144 15H145V13H144ZM154 15V14H153ZM190 15H192L191 13H190ZM190 15H188V16H190ZM8 16V15H7ZM20 16V15H19ZM33 16H32V19L33 20H37V19H35V18H37V17H35V18H33ZM53 16V15H52ZM57 16V17H56ZM159 16V15H158ZM173 16H174V14H173ZM187 16V15H186ZM187 16V17H188ZM50 17V16H49ZM154 17V16H153ZM156 17V16H155ZM155 17L154 18H152V19H155ZM169 17V16H168ZM178 17V16H177ZM187 17H185V18H187ZM17 18V17H16ZM16 18H14L15 19V21H18V20H20V19H17L16 20ZM54 17H52V19H53ZM145 18H146V16H145ZM157 19H155V20H157V21H159V19H158V17H156ZM170 18V17H169ZM168 18V19H169ZM180 18V17H179ZM11 19V18H10ZM9 19V20H10ZM51 19V18H50ZM165 19H166V17H165ZM167 19V20H168ZM6 20V19H5ZM8 20V19H7ZM13 20V19H12ZM48 20H49V18H48ZM149 20H150V18H149ZM148 20V21H149ZM180 20V19H179ZM187 20H190V19H188L187 18ZM24 21V22H23ZM50 21H54V20H50ZM145 21H147V18H146V20ZM147 21V22H148ZM153 21V20H152ZM166 21V20H165ZM164 21V24L166 23ZM185 21V20H184ZM153 22H156V21H153ZM163 22V21H162ZM168 22V21H167ZM170 22V21H169ZM172 22V21H171ZM177 22V21H176ZM179 22H181V23H183V21H179ZM49 23V22H48ZM52 23V22H51ZM90 23V22H89ZM152 22H149V24H151ZM180 23V24H181ZM187 23V22H186ZM192 23V22H191ZM9 24H11V23H9ZM19 24H21L20 22H19ZM56 24V23H55ZM154 24V23H153ZM161 24V23H160ZM170 24V23H169ZM179 24V23H178ZM188 25L186 26V28L188 27L189 28V24H190V21H189V23H187ZM193 24V23H192ZM16 25H18V23L16 24ZM155 25V24H154ZM163 25V24H162ZM161 25V26H162ZM222 25V24H221ZM221 25H219V28H220V26ZM224 25H227V24H224ZM20 26V25H19ZM164 26V25H163ZM162 26V27H163ZM167 26V25H166ZM191 26V25H190ZM144 27V26H143ZM159 27V26H158ZM165 27V26H164ZM163 27V28H164ZM168 27V26H167ZM194 27V26H193ZM192 26H191V28H193ZM200 27L201 26H199V29H200ZM204 27V26H203ZM213 27V26H212ZM215 27V26H214ZM217 27V26H216ZM225 27V26H224ZM224 27H221V28H224ZM230 27V26H229ZM161 28V27H160ZM159 28V29H160ZM170 28H172V27H169L168 29H170ZM210 28V30H212L213 28H211V27H209ZM220 28V29H221ZM25 29V28H24ZM89 29H90V25H89ZM155 29V28H154ZM175 29V28H174ZM233 29V28H232ZM1 31L0 32H2V30L3 29H0ZM17 30V28L15 29V31ZM18 30H20V29H18ZM92 30V29H91ZM153 30V29H152ZM158 30V29H157ZM163 30V29H162ZM172 30V29H171ZM176 30H178V29H176ZM187 30V29H186ZM210 30H209V33H210ZM215 30H216V28H215ZM219 30V29H218ZM222 30V29H221ZM220 30V31H221ZM234 30V29H233ZM232 30V31H233ZM13 32H14V30H12ZM12 31H10V32H7L8 34H10ZM90 31V30H89ZM160 31V30H159ZM172 31H174V30H172ZM212 31H214V30H212ZM211 31V32H212ZM217 31V30H216ZM215 31V32H216ZM11 33V34H15V33ZM17 32H19V31H17ZM86 32V31H85ZM84 32V33H85ZM93 32V31H92ZM91 32V33H92ZM146 32V31H145ZM183 32H187V31H183ZM229 32H231V28H230V31ZM3 33V32H2ZM1 33V34H2ZM98 33V34H99ZM177 33H178V31H177ZM216 33H218V32H216ZM216 33H214V34H216ZM225 34H223V35H226L227 33H228V29L227 30H225V32H224ZM19 34V33H18ZM18 34H17V36H18ZM21 34V33H20ZM20 34H19V36H20ZM88 34V33H87ZM94 34H96V32H94ZM94 34H92V36L94 37ZM197 34V33H196ZM210 34H212V33H210ZM219 34V33H218ZM229 34V33H228ZM3 36H4V33H3ZM92 36H90V37H92ZM179 36H180V34H179ZM6 37V36H5ZM10 37V36H9ZM21 37H22V34H21ZM86 36H84V38H85ZM90 37H89V39H90ZM185 37V36H184ZM183 37V38H184ZM214 37V36H213ZM223 37V36H222ZM222 37H220V39H222ZM228 37V36H227ZM20 38V37H19ZM23 38V37H22ZM72 38H70V39H72ZM95 38H96V36H95ZM215 39L217 38L216 36L214 37ZM225 38V37H224ZM237 38V37H236ZM31 39V40H32ZM40 39V40H39ZM99 39H100V37H99ZM99 39H98V41L97 42H99ZM102 40H103V38H101ZM185 39V38H184ZM218 39V38H217ZM18 40V39H17ZM81 40V39H80ZM86 39H84L83 41H85ZM203 40V39H202ZM30 41V40H29ZM69 41H71V40H68V45H70L71 46V44H73V43H71V42H69ZM77 41V40H76ZM186 41V40H185ZM21 42V41H20ZM24 42V44L26 43L25 42V40L23 41ZM28 42V41H27ZM32 42V41H31ZM66 42V41H65ZM196 42V41H195ZM201 42H204L205 44H206V41H201ZM33 43V42H32ZM71 43V44H70ZM79 43V42H78ZM21 44V43H20ZM31 44V43H30ZM66 44V45H67ZM249 44H250V42H249ZM28 45V44H27ZM33 45H34V43H33ZM212 46L211 44H210V42L208 43V48H209V50L210 49H212L214 46H212L211 48H210V46ZM21 46V45H20ZM31 46H32V44H31ZM37 46V47H36ZM63 46V47H62ZM74 45H72V47H73ZM78 46V45H77ZM108 46H109V44H108ZM249 46V45H248ZM247 46V47H248ZM17 47H18V45H17ZM23 47H24V45H23ZM69 47V46H68ZM71 47V48H72ZM104 47V46H103ZM107 47V46H106ZM225 47V46H224ZM240 47V46H239ZM246 47V48H247ZM258 47V46H257ZM25 48V47H24ZM23 48V49H24ZM77 47H75V49H76ZM94 48V47H93ZM99 48V47H98ZM101 48V47H100ZM105 48V47H104ZM124 48V47H123ZM208 48H207V50H208ZM261 47L259 46V48H257V49H260ZM26 49L27 48H25L24 50L26 51ZM68 49V48H67ZM73 49H74V47H73ZM127 49V50H128ZM215 49V48H214ZM214 49H212V50H214ZM218 49V48H217ZM242 49H243V47H242ZM248 49V48H247ZM253 49V48H252ZM256 49V50H257ZM2 50V49H1ZM19 50H21V48L19 49ZM27 50H29V49H27ZM62 50V51H61ZM80 50V49H79ZM88 50V49H87ZM87 50H86V53H87ZM216 50V49H215ZM219 50V49H218ZM255 49H253V51H254ZM255 50V52L257 53L258 51H256ZM3 51V50H2ZM16 52L18 51V49L17 50H15ZM15 51H14V53H15ZM22 51V50H21ZM25 51H24V53H25ZM32 51V50H31ZM34 51V50H33ZM61 51V52H60ZM72 51V50H71ZM99 51V50H98ZM114 51V50H113ZM243 51H245V49L243 50ZM247 52H248V50H246ZM260 51H261V49H260ZM262 51H264V50H262ZM6 52V51H5ZM8 52V51H7ZM37 52V53H38ZM73 52V51H72ZM105 52V51H104ZM103 52V53H104ZM129 52V51H128ZM209 52V51H208ZM214 53V51H211V53ZM255 52H253V53H255ZM2 53V52H1ZM10 53V52H9ZM9 53H6V54H9ZM13 53V52H12ZM20 53V52H19ZM18 52L17 53H15V55L16 54H19ZM22 53H23V51H22ZM29 53V52H28ZM32 53V52H31ZM64 53V54H65ZM75 53V52H74ZM83 53H84V50H83ZM101 53H102V51H101ZM110 53V52H109ZM125 53V52H124ZM241 53H242V51H241ZM260 53V52H259ZM258 53V54H259ZM5 54V55H6ZM21 54V53H20ZM34 54H35V52H34ZM33 54V55H34ZM39 54V55H40ZM63 54V56H65ZM67 54L68 53H66V56H67ZM82 54V53H81ZM100 54V53H99ZM106 54V53H105ZM114 54V53H113ZM120 54H122V53H120ZM245 54H246V52H245ZM257 54V55H258ZM263 54L264 53H260L259 55H262L263 56ZM12 55H14V54H12ZM14 55V56H15ZM28 55V54H27ZM30 55V54H29ZM61 55V54H60ZM70 55H73L72 53L70 54ZM78 55H80V53L78 54ZM243 55V54H242ZM248 55V54H247ZM254 55V54H253ZM258 55V56H259ZM17 56V57H16ZM15 57L16 58H18V55H16ZM26 56V55H25ZM25 56H23L22 54H21V57H25ZM69 56V55H68ZM67 56V57H68ZM74 56V55H73ZM84 56V55H83ZM82 56V57H83ZM121 56V55H120ZM123 56H124V54H123ZM246 56V55H245ZM262 56H260L261 57V60L264 58V57H262ZM0 57H1V55H0ZM10 57V56H9ZM30 57H32V54L30 55ZM59 57V56H58ZM57 57V58H58ZM111 57V56H110ZM109 57V58H110ZM125 57V56H124ZM124 57H122V59L124 60ZM12 58L13 57H11V61H12ZM33 58H37L36 56L35 57H33ZM38 58H40L39 56H38ZM57 58H54V59H57ZM60 58V57H59ZM66 58V57H65ZM118 58H120V57H118ZM118 58H116V59H118ZM18 59H20V61L21 60H23V58L21 59V58H18ZM29 59H31V58H28V60ZM34 59V60H35ZM43 59V58H42ZM67 59V58H66ZM68 59H69V57H68ZM72 59V58H71ZM79 59V58H78ZM84 59V58H83ZM102 59V58H101ZM27 60V61H28ZM41 60V59H40ZM45 60V59H44ZM43 60V61H44ZM58 60V59H57ZM60 60V59H59ZM58 60V61H59ZM77 60V59H76ZM88 60V59H87ZM264 60V59H263ZM0 61H4V59H2V60H0ZM13 61H14V59H13ZM19 61V62H20ZM26 61V60H25ZM36 61V60H35ZM53 61V60H52ZM56 61V60H55ZM67 62H68V64H69V61L68 60H66ZM66 61H64L63 60V62L62 63H65L66 64ZM73 61V60H72ZM80 61V60H79ZM90 61H91V59H90ZM97 61V60H96ZM96 61H94V62H96ZM120 61V60H119ZM258 61H260V60H258ZM9 62V61H8ZM23 62H24V60H23ZM22 62V63H23ZM38 62H40L39 60H38ZM41 62H42V60H41ZM40 62V63H41ZM45 62V61H44ZM43 62V63H44ZM47 62V61H46ZM44 63V64H46V66H49V65H47L48 64V62L47 63ZM50 62V61H49ZM54 62V61H53ZM53 62H51V63H53ZM60 62V61H59ZM59 62H56L55 64H56V67L55 68H57V64L59 63ZM86 62H88V61H86ZM91 62H93V61H91ZM97 62H99V60L97 61ZM103 62V61H102ZM116 62V61H115ZM117 62H118V60H117ZM256 62H257V60H256ZM14 63H16V62H14ZM21 63V64H22ZM30 63H31V61H30ZM29 63V64H30ZM36 63V62H35ZM82 63V62H81ZM84 63H85V60H84ZM101 63V62H100ZM106 63V62H105ZM108 63H111L109 60H108ZM260 63V62H259ZM259 63H257L258 65H259ZM17 64V63H16ZM20 64V63H19ZM18 64V65H19ZM24 64V63H23ZM25 64H27L28 65V63H26L25 62ZM36 64H38V63H36ZM36 64H35V66H36ZM79 64H80V62H79ZM123 64V65H124ZM261 64V63H260ZM12 65H13V63H12ZM32 65V64H31ZM54 65V63L52 64V66ZM125 65H124V67H125ZM1 66L2 65H0V68H1ZM16 66V65H15ZM20 66V65H19ZM18 66V67H19ZM23 66V65H22ZM24 66H26V65H24ZM30 66V65H29ZM34 65L33 66H31V67H27L26 66V68H30L29 70L30 71H27V74H30L29 72H31V69H33L32 67H35ZM38 66H40V68H39V70H41V67H43L42 66V63H41V65H38ZM81 66V65H80ZM79 66V67H80ZM260 66V65H259ZM7 67L8 68H11V66L9 65V66H6L5 68L3 67V69H7ZM14 67V66H13ZM17 67V68H18ZM21 67V66H20ZM59 67H60V65H59ZM70 67H71V63H70ZM73 67H74V65L72 66V68H69V71L67 72V73H70V75H72V74H74L76 71H74V69H78V67H75L74 69H73ZM82 67V66H81ZM244 67V66H243ZM242 67V68H243ZM16 67H14V69L16 70L17 69ZM26 68H24L23 67V72L25 71V69ZM38 68V67H37ZM48 69L49 68H52L51 66L50 67H47ZM54 68V67H53ZM117 67H115V69H116ZM118 68H120L119 66H118ZM264 68V67H263ZM2 69V68H1ZM13 69V70H14ZM34 69H36V68H34ZM33 69V70H34ZM43 69V68H42ZM45 69H46V67H45ZM47 69V70H48ZM83 69V68H82ZM96 69V68H95ZM10 71H11V69H9ZM13 70H12V72H13ZM44 70V69H43ZM42 70V71H43ZM49 70H51V69H49ZM60 70V69H59ZM81 70V69H80ZM80 70H79V74H80ZM244 70V69H243ZM262 70H264V69H262ZM16 71H18V70H16ZM21 71H22V69H21ZM21 71H20V69H19V72H20V74H21ZM37 72H39L38 70H36ZM35 71V72H36ZM45 71V70H44ZM61 72L60 73H64V71H62V70H60ZM83 71H85V70H83ZM223 71V70H222ZM1 72V71H0ZM5 72V71H4ZM6 72H8V71H6ZM26 72V71H25ZM24 72V73H25ZM34 72V73H35ZM36 72V73H37ZM49 72L51 73V71H48V74H46V75H49ZM53 72H57V69H55V70H53ZM65 72V73H66ZM10 73V72H9ZM15 73V72H14ZM33 73V72H32ZM31 73V74H32ZM42 73V72H41ZM77 74H78V71L76 72ZM86 73V72H85ZM89 73V72H88ZM8 74V73H7ZM6 74V75H7ZM16 74H18V72H16ZM59 74V73H58ZM119 74V73H118ZM122 74V73H121ZM129 74V73H128ZM2 75H5V74H2ZM8 75H10V74H8ZM34 75H36V74H34ZM39 75V74H38ZM40 75H42V74H40ZM50 75H52V74H50ZM49 75V76H50ZM55 75V74H54ZM60 75V74H59ZM63 75V74H62ZM65 75V74H64ZM70 75L68 76V74L67 75H65V76H67V79H69V77H70ZM81 75V74H80ZM83 75H85V74H83ZM90 76H91V74H89ZM120 75V74H119ZM139 75V74H138ZM255 75V74H254ZM22 76V75H21ZM27 76V75H26ZM31 76H33V74L31 75ZM31 76H30V78H31ZM44 76V75H43ZM43 76H42V79H44L43 78ZM73 76V75H72ZM75 76V75H74ZM78 76V75H77ZM76 76V77H77ZM93 76V75H92ZM121 76V75H120ZM130 76V75H129ZM135 76V75H134ZM1 77V76H0ZM2 77H4V76H2ZM9 77H11V76H9ZM8 77V83L11 81V78H9ZM13 77V76H12ZM23 77V76H22ZM39 76H37V78H38ZM45 77H47V79H48V76H45ZM50 77H54L53 75L52 76H50ZM49 77V78H50ZM62 78L64 77V76H61ZM79 77V76H78ZM82 78H84L85 76H81ZM136 77V76H135ZM140 77V76H139ZM247 77V76H246ZM253 77V76H252ZM27 78H29V76L27 77ZM33 78V77H32ZM31 78V79H32ZM37 78H35L36 79V81H38L37 80ZM64 78H66V77H64ZM93 78V77H92ZM117 76L116 77H113V78H109L108 76L105 78V82H104V84L105 85H107V87H113V86H115V87H118V83L116 84L115 83V81L117 80ZM129 78H131L132 79V76L131 77H129ZM211 78H212V76H211ZM1 79V78H0ZM21 79V78H20ZM25 79H26V77H25ZM39 79V78H38ZM46 79V78H45ZM44 79V80H45ZM79 79V78H78ZM85 79V78H84ZM84 79L82 80V82H84ZM118 79H120V78H118ZM126 79V78H125ZM258 79V81H262V79H263V77H259V78H257ZM10 80V81H9ZM16 80H18V77L16 78ZM39 80H41V78L39 79ZM54 82H52V81ZM50 80V83L52 82L53 84H58L59 85V87H60V84L62 83V80L64 81V79H60V76H56L55 75V78H54V80L53 79H51ZM75 80V79H74ZM93 80H94V78H93ZM209 80H212V79H209ZM2 81V80H1ZM14 81V80H13ZM13 81H11V82H13ZM33 81H34V79H33ZM35 81V82H36ZM41 81H43V80H41ZM48 81H49V79H48ZM78 81V80H77ZM76 81V82H77ZM118 81V80H117ZM123 81V80H122ZM121 81V82H122ZM127 81V80H126ZM132 81V80H131ZM137 81V80H136ZM206 81H208V80H206ZM205 81V82H206ZM5 82H7V81H5ZM17 82H19V81H17ZM44 82H46V80L45 81H43V82H40V83H44ZM75 82V81H74ZM89 82V81H88ZM88 82L86 83V85H87V87H88ZM128 82H130V81H128ZM134 82H135V80H134ZM133 82V83H134ZM192 82V83H193ZM8 83H6V84H8ZM22 83V82H21ZM20 83V84H21ZM31 83V82H30ZM39 83V84H40ZM47 83V82H46ZM80 82H78V84H79ZM85 83V82H84ZM95 83V82H94ZM196 83V84H197ZM1 84V83H0ZM6 84H4V85H6ZM12 84V86L10 87V85ZM9 83V85H7V86H9V88H12L14 85V83ZM19 84V83H18ZM17 84V85H18ZM19 84V85H20ZM38 84V85H39ZM137 84H134L135 86L137 85ZM190 85H193V84H191V82L189 83ZM197 84V85H198ZM2 85H3V83H2ZM1 85V86H2ZM19 85H18V87H19ZM26 85V84H25ZM37 85V82L35 83V85L34 86H36ZM44 85V84H43ZM51 85V84H50ZM55 85H52V86H54L55 87ZM58 85H56V87L58 86ZM76 85V84H75ZM85 85V86H86ZM125 85V84H124ZM185 85V86H184ZM195 85V84H194ZM15 86H16V84H15ZM23 86V85H22ZM27 86H29V83H28V85ZM47 86H48V84H47ZM47 86H43L44 88L46 87L47 88ZM51 86V87H52ZM64 88L66 87V86H64V85H62ZM79 86V85H78ZM83 86H84V84H83ZM82 86V87H83ZM129 86H131L130 84H129ZM138 86V85H137ZM204 86V85H203ZM207 86H209V84H207ZM17 87V86H16ZM18 87H17V89H15V90H17L18 91ZM26 87V86H25ZM33 87V86H32ZM50 87V88H51ZM59 87H58V90H59ZM62 87V88H63ZM94 87H96V86H94ZM199 87V86H198ZM202 87V85L199 87V88H201ZM226 87V86H225ZM2 88H4L5 89V86L4 87H2ZM7 88V87H6ZM22 88V87H21ZM21 88L19 89V91L21 90ZM23 88H24V86H23ZM22 88V89H23ZM39 88V87H38ZM41 89H42V84H41V87H40ZM61 88V87H60ZM68 88V87H67ZM103 88V87H102ZM119 88V87H118ZM197 88V87H196ZM203 88V87H202ZM207 88V87H206ZM224 88V87H223ZM33 89H35V88H33ZM37 89V88H36ZM76 89H77V87H76ZM79 89H81V86H80V88ZM88 89V88H87ZM96 89V88H95ZM105 89V88H104ZM109 89H111V88H109ZM122 89V88H121ZM126 89V88H125ZM208 90H209V87L207 88ZM227 89V88H226ZM10 90V89H9ZM12 90H14V88L13 89H11V91H10V93L12 92ZM50 90V89H49ZM63 91H64V89H62ZM68 90V89H67ZM69 90H70V88H69ZM102 89H100L99 91H101ZM120 90V89H119ZM192 90H194V89H191V92L193 93V91ZM196 90H198V88L196 89ZM241 90V89H240ZM2 91V90H1ZM1 91H0V93H1ZM5 91V90H4ZM4 91H3V93H4ZM6 91H8V90H6ZM5 91V92H6ZM28 90H26L25 92H27ZM46 90H43L42 89V94H44L43 92H45ZM47 91H48V89H47ZM53 91H54V89H53ZM62 91V92H63ZM88 91V90H87ZM98 91V92H99ZM108 91V90H107ZM112 91V90H111ZM125 91V90H124ZM200 91V90H199ZM198 91V92H199ZM207 91V90H206ZM21 92V91H20ZM23 93L22 92V94L24 95V94H26V93ZM29 92V91H28ZM39 92V91H38ZM49 92V91H48ZM48 92H46V93H48ZM68 92H71V91H68ZM67 91L66 92H64V94L63 95H66L67 94V96L69 97V95L68 94H70V93H68ZM79 92V91H78ZM81 92V91H80ZM110 91H108V93H109ZM196 92V91H195ZM195 92L192 94V95H194L195 94ZM203 93H204V91H202ZM208 92V91H207ZM9 93V92H8ZM8 93H7V95H6V93H4V94H1L0 95V103H2V105H4L3 107H6V109H7V111H8V109L10 110V111H12L10 114H17L16 115V117H12V119L13 118H15V120L18 118L17 116H21V115H19V113H20V109L18 108V105H16L15 103V105H16V107L17 108H14L15 107V105L13 104V102L11 101L13 98L12 97H10L9 95H8ZM50 93V92H49ZM48 93V94H49ZM92 93H94V92H92ZM214 93V92H213ZM217 93V92H216ZM15 94H16V91H15ZM14 93L12 94L13 96L15 95ZM19 93H17L16 95H18ZM32 94V93H31ZM31 94H30V96H28V97H31ZM35 94H36V91H35ZM59 94V92L57 93V95ZM72 94V93H71ZM110 94H112V93H110ZM116 94H118V91H117V93ZM116 94H114L115 96H116ZM191 94V93H190ZM208 93H206L205 94V96L207 95ZM209 94H212V92H209ZM218 94H220L219 92H218ZM244 94V93H243ZM23 95H21V97L23 96ZM26 95H29V93H27ZM33 95V94H32ZM46 95V94H45ZM52 94H50L49 95V97L51 96ZM59 95H61V94H59ZM93 95H95V93L93 94ZM98 95V94H97ZM102 95H104V94H101V96ZM120 93L118 94V97L119 98H121L120 96ZM202 95V94H201ZM25 96V95H24ZM35 96V95H34ZM37 96H38V93H37ZM36 96V97H37ZM42 96V95H41ZM77 96V95H76ZM106 96V95H105ZM110 96V95H109ZM113 96V95H112ZM114 96V97H115ZM198 96V95H197ZM205 96H203L204 97V99H205ZM210 96H213V95H210ZM221 97L220 98H222L224 95H220ZM259 96H263L264 97V92L262 93H260V95ZM20 97V96H19ZM18 97V98H19ZM40 97V96H39ZM44 97H46V96H44ZM48 97V98H49ZM52 98L53 97H55V96H51ZM51 97H50V103H54L55 104V102L57 101V100H59V99H56V100H52L51 101ZM61 97H63V96H61ZM71 97H73V96H71ZM80 97V96H79ZM82 97V96H81ZM108 97V96H107ZM190 97V96H189ZM196 97V96H195ZM199 97H201V96H199ZM207 97V99H208V96H206ZM215 97H216V95H215ZM217 97H218V95H217ZM251 97V94L249 93V94H247V95H245V97H244V100H248V98H250ZM10 98H12V99H10ZM35 98V97H34ZM38 98V97H37ZM56 98V97H55ZM65 98H66V96H65ZM75 98V97H74ZM109 98V97H108ZM118 98V99H119ZM211 98V97H210ZM225 98V97H224ZM17 99V98H16ZM24 99V98H23ZM28 99V98H27ZM30 99V98H29ZM40 99H41V97H40ZM39 98L37 99V100H39L40 102H41V100L43 99H41L40 100ZM45 99V98H44ZM43 99V100H44ZM54 99V98H53ZM62 99V98H61ZM60 99V100H61ZM69 99V98H68ZM71 99V98H70ZM80 99V98H79ZM99 99V98H98ZM97 99V100H98ZM104 99H105V97H104ZM103 99V100H104ZM191 99V98H190ZM229 99H231V98H229ZM18 101H19V99H17ZM25 101H26V98L24 99ZM35 100V99H34ZM42 100V101H43ZM47 99H45V102H47L46 101ZM59 100V101H60ZM106 100V99H105ZM115 100H116V98H115ZM120 100V99H119ZM118 100V101H119ZM195 99H192L191 100V102L192 101H194ZM62 101H64V100H62ZM71 102H72V100H70ZM69 101V102H70ZM121 101V100H120ZM119 101V102H120ZM187 102H188V104L190 103L188 100H186ZM198 101H200V100H198ZM203 101H206V100H201V103L203 102ZM228 101H232V99L231 100H228ZM16 103H17V101H15ZM33 103L34 102H36V100L35 101H32ZM31 102V103H32ZM40 102H36V103H40ZM58 102V101H57ZM65 102H67L68 103V100L66 101L65 100ZM101 102V101H100ZM116 101H114V103H115ZM234 102H236V101H234ZM247 102V101H246ZM13 105H12V104ZM20 103V102H19ZM25 103V102H24ZM35 103V104H36ZM43 102H41L40 104H42ZM60 103V102H59ZM66 103V104H67ZM73 103V102H72ZM71 103V104H72ZM103 103V102H102ZM186 103V102H185ZM200 103V104H201ZM232 103H233V101H232ZM44 104V103H43ZM53 104V105H54ZM57 104V103H56ZM106 104V103H105ZM104 104V105H105ZM110 104V103H109ZM22 105V104H21ZM28 105V104H27ZM29 105H30V103H29ZM45 105V104H44ZM68 105H69V103H68ZM99 105V104H98ZM111 105V104H110ZM187 105V104H186ZM207 105V104H206ZM226 105V104H225ZM231 105V104H230ZM233 105V104H232ZM225 106L223 109H222V112H223V114H224V116H225V119H226V121L233 115V114H235V113H237L238 112V110L237 109H235V105H236V103L234 104V107L233 106ZM20 106V105H19ZM32 106V105H31ZM43 106V105H42ZM46 106V105H45ZM45 106H43V109L45 108ZM48 106H50V105H48L47 104V108H48ZM60 106V105H59ZM58 105L57 106H55V107H59ZM61 106H63V103H62V105ZM60 106V107H61ZM72 106V105H71ZM70 106V107H71ZM102 106V105H101ZM113 106V105H112ZM116 106V105H115ZM200 106V105H199ZM246 106V105H245ZM22 107H25V105H23ZM59 107V108H60ZM67 107V106H66ZM105 107V106H104ZM109 107V106H108ZM108 107H106L107 109H108ZM204 106H202V108H203ZM20 108H21V106H20ZM27 108H29L28 106H27ZM31 108V107H30ZM35 108V107H34ZM52 108V107H51ZM69 108V107H68ZM67 108V109H68ZM111 108H114V107H111ZM195 108H197V106L195 107ZM200 108V107H199ZM2 109V108H1ZM0 109V110H1ZM23 109V108H22ZM26 109V108H25ZM32 109V108H31ZM36 109V108H35ZM38 109V108H37ZM40 109V108H39ZM39 109L37 110L38 112H39ZM48 109H50V107L48 108ZM53 109V108H52ZM205 109V108H204ZM203 109V110H204ZM207 109V108H206ZM4 110V109H3ZM24 110V109H23ZM27 110V109H26ZM25 110V111H26ZM30 110V109H29ZM29 110H28V112H29ZM33 110V109H32ZM41 110H42V108H41ZM106 110V109H105ZM199 110V109H198ZM202 110V109H201ZM2 111V110H1ZM0 111V112H1ZM45 111H47V110H45ZM59 111V110H58ZM65 111V110H64ZM63 111V112H64ZM75 111V110H74ZM196 111V110H195ZM194 111V112H195ZM3 112V111H2ZM9 112V111H8ZM23 112V111H22ZM27 112V111H26ZM33 113H34V111H32ZM36 112V111H35ZM63 112H62V115H63ZM200 112V111H199ZM205 112V111H204ZM256 112H258L257 111V109H253V110H250V109H248L247 108V111H245V112H242V116H244V117H246V116H248V117H254V115H256ZM30 115H32L31 114V110H30ZM37 113V112H36ZM36 113H34L35 115L34 116H36ZM42 113V112H41ZM48 113V112H47ZM59 113V112H58ZM75 113V112H74ZM198 113V112H197ZM196 113V114H197ZM202 113V112H201ZM2 114V113H1ZM12 114V115H13ZM22 114V113H21ZM27 114V113H26ZM25 114V115H26ZM57 114V113H56ZM61 114V113H60ZM195 114V115H196ZM11 115V116H12ZM28 116H29V118H28V120L30 119V115L29 114H27ZM27 115H26V118H27ZM37 115H38V113H37ZM42 116H44L45 115V113L44 114H41ZM40 115V116H41ZM104 115V114H103ZM106 115V114H105ZM113 115V114H112ZM195 115H193V116H195ZM198 115V114H197ZM196 115V116H197ZM1 116V115H0ZM33 116V117H34ZM55 116V118H56V120L55 119H53V120H55V121H53V122H56L57 121V117H56V115H54ZM58 116H59V114H58ZM98 115H96V117H97ZM102 116V115H101ZM108 116V115H107ZM111 116V115H110ZM201 116V115H200ZM48 117H50V115L48 116ZM51 117H52V114H51ZM63 117H65V116H63ZM99 117V116H98ZM106 117V116H105ZM177 118V117H179V118H183V120H184V122H185V126H182V125H180V124H178V126L180 125V126H182V127H177V126H174L173 124H170V122L171 121H169V119L170 118ZM198 117V116H197ZM196 117V118H197ZM21 118L23 119L24 117L23 116H21ZM20 117H19V119H18V121H20V119H21ZM25 118V119H26ZM35 118L36 117H34V119H32V120H34L35 121ZM43 119H44V117H42ZM66 118V117H65ZM69 118V117H68ZM102 118V117H101ZM103 118H104V116H103ZM110 118V117H109ZM193 118V117H192ZM1 119H3V118H1ZM10 119H11V117H10ZM37 119H38V117H37ZM41 119V118H40ZM40 119L38 120V122L39 123H42L41 121H40ZM63 119V118H62ZM62 119H60V121L62 120ZM79 119V118H78ZM77 119V120H78ZM95 119V118H94ZM106 120H107V118H105ZM112 119V118H111ZM244 119H247V118H244ZM7 120V119H6ZM63 120H65V119H63ZM76 120V121H77ZM98 120H100V119H98ZM113 120V119H112ZM116 120V119H115ZM177 120V119H176ZM194 120V119H193ZM196 120V119H195ZM198 120V119H197ZM223 120H224V118H223ZM11 121V120H10ZM10 121H8V123L10 122ZM13 121V120H12ZM17 121V120H16ZM22 121V120H21ZM24 121V120H23ZM23 121H22V123H23ZM48 121H50V120H48ZM59 121V122H60ZM66 121V120H65ZM103 121V120H102ZM105 121V120H104ZM200 121V120H199ZM203 121V120H202ZM6 122V121H5ZM29 122V121H28ZM27 122V123H28ZM52 122V121H51ZM79 122H80V120H79ZM92 122H94V123H92ZM106 123H107V121H105ZM110 122V121H109ZM118 122V121H117ZM195 122L196 121H194V122H192V123H194L195 124ZM201 122V121H200ZM206 122V121H205ZM225 122V121H224ZM1 123V122H0ZM12 123V122H11ZM16 123V122H15ZM14 123V124H15ZM33 123V122H32ZM37 123V122H36ZM49 122H47V124H48ZM67 123V122H66ZM75 123H77V122H75ZM197 123H198V121H197ZM196 123V124H197ZM206 123H208V122H206ZM206 123H204V121H203V124H206ZM213 123V122H212ZM214 123H215V121H214ZM223 123V122H222ZM226 123V122H225ZM245 123V129H246V131L248 130V127H247V124H246V121L244 122ZM10 124V123H9ZM13 124V123H12ZM13 124V125H14ZM46 124V123H45ZM44 124V125H45ZM55 124H57V123H55ZM93 124V125H92ZM108 125H109V123H107ZM112 124H114V120H113V122H112ZM111 124V125H112ZM115 124H118V123H116L115 122ZM195 124V125H196ZM202 124V125H203ZM224 124V123H223ZM11 125V124H10ZM12 125V126H13ZM28 125V124H27ZM30 125V124H29ZM28 125V126H29ZM36 125H38V124H36ZM41 125V124H40ZM40 125H39V127H40ZM43 125V126H44ZM48 125H50V124H48ZM54 125V124H53ZM58 125V124H57ZM70 125V124H69ZM103 125H105V123L103 124L102 123V126ZM111 125H109V126H111ZM195 125H193V126H195ZM199 125H201L200 123H199ZM199 125H197V127H199ZM209 125V124H208ZM214 125H216V124H214ZM19 126H20V122H19ZM25 126H26V124H25ZM27 126V127H28ZM34 127V123H33V125H30L29 127ZM54 126H56V125H54ZM76 126H77V124H76ZM204 126H206L207 128H209V130H210V128L211 127H208L207 126V124L206 125H204ZM210 126V125H209ZM218 126V125H217ZM23 127V124H22V126L20 127V128H22ZM33 127H32V129H33ZM45 127V126H44ZM44 127H41V129L43 128V130H44ZM49 127V126H48ZM53 126H51V128H52ZM65 127V128H66ZM117 127V126H116ZM189 127H191V125L189 126ZM196 127V128H197ZM222 128H226V127H224V126H221ZM11 128H13V127H11ZM10 128V129H11ZM34 128H36V127H34ZM58 128H56V129H58ZM112 128H113V126H112ZM114 128H115V126H114ZM200 129H202L203 127L202 126H200L199 127ZM199 128H197L198 130V132L200 131V129ZM206 128V130H205V128H203L201 131L203 132V130H205V131H207L208 129ZM218 128V127H217ZM229 127H227V129H228ZM2 129V128H1ZM1 129H0V132H1ZM17 129V128H16ZM24 129V128H23ZM26 129V128H25ZM24 129V130H25ZM39 129V128H38ZM53 129H55V128H53ZM52 129V130H53ZM55 129V130H56ZM189 129V128H188ZM193 129V128H192ZM14 129H12V130H9V131H13ZM29 130H30V128H29ZM36 130V129H35ZM51 130V131H52ZM68 130V129H67ZM108 130V129H107ZM110 131H112V129H111V127H110V129H109ZM108 130V131H109ZM116 130V129H115ZM209 130H208V132H209ZM215 130V129H214ZM219 130H221V129H219ZM218 130V131H219ZM26 131V130H25ZM54 131V130H53ZM197 131H196V133H197ZM249 131V130H248ZM2 132H3V130H2ZM6 132V131H5ZM33 132H35L34 130H33ZM57 132H59V131H57ZM186 132V133H185ZM191 132H192V130H191ZM207 132V133H208ZM221 132V131H220ZM222 132H223V130H222ZM224 132H225V130H224ZM226 132H229V131H226ZM36 133V132H35ZM35 133H33V134H35ZM39 133V132H38ZM55 133V132H54ZM105 134H106V132H104ZM114 133V134H115ZM193 133H195V131L193 132ZM204 133V132H203ZM210 133V132H209ZM208 133V134H209ZM215 133L217 134V130L215 131ZM214 133V134H215ZM233 133V132H232ZM28 134V133H27ZM41 134V133H40ZM44 134V133H43ZM60 134V133H59ZM100 134V135H99ZM198 134V133H197ZM197 134H194V135H192V136H195L196 135V137H192V136H190L191 138H197ZM202 134V133H201ZM205 135H206V133H204ZM223 134V133H222ZM7 135V134H6ZM17 135V134H16ZM36 135V134H35ZM39 135V134H38ZM53 135V134H52ZM52 135H51V137H50V135H48L49 136V138H52ZM101 135H102V138H101ZM223 135H226V134H223ZM18 136H20V135H18ZM40 136V135H39ZM106 136L108 137L107 138V140H105L106 139ZM185 136H184V138H185ZM210 136V135H209ZM208 136V137H209ZM219 136H220V134H219ZM219 136H217V138L219 137ZM227 136V135H226ZM9 137V136H8ZM21 137V136H20ZM28 137H29V135H28ZM42 137V136H41ZM44 137V136H43ZM42 137V138H43ZM55 137V136H54ZM183 137V136H182ZM181 137V138H182ZM185 138V140L187 139L188 140V138ZM211 137V136H210ZM215 136H213V138H214ZM23 138V137H22ZM48 138V139H49ZM190 138V139H191ZM213 138H211V139H213ZM221 139H223L224 137H222V135H221V137H220ZM5 139H8V138H6L5 137ZM36 139V138H35ZM46 139V138H45ZM198 139H199V136H198ZM198 139H196V141L198 140ZM203 139H205V138H203ZM208 139H210V138H208ZM220 139V140H221ZM11 140V139H10ZM25 140V139H24ZM37 140V139H36ZM181 140V139H180ZM185 140H183V142L185 143ZM201 140V139H200ZM206 140H207V138H206ZM215 139H213V141H214ZM217 140H219V138L218 139H216V142H215V144L218 142ZM249 140V139H248ZM6 141V140H5ZM9 141V140H8ZM17 141H21V140H16V144L17 145H19V143H21V142H17ZM45 141V140H44ZM189 141V140H188ZM187 141V142H188ZM192 142H193V139L191 140ZM195 141V140H194ZM195 141V142H196ZM212 141V142H213ZM49 142H50V140H49ZM182 145H183V143L181 142V141H179ZM178 142V143H179ZM194 142V143H195ZM198 142V141H197ZM202 142V141H201ZM204 142V141H203ZM222 142V141H221ZM36 141L34 142V141H28L25 145H27V146H32V148H34V147H36ZM45 143V142H44ZM47 143V142H46ZM211 142L208 140V141H206V142H204L202 145L204 146V147H207L208 148V146L207 145H209ZM218 143H220V142H218ZM216 144L217 146L219 145V144ZM21 144H23V143H21ZM187 144V143H186ZM191 144V143H190ZM198 144H199V142H198ZM214 144V143H213ZM215 144L213 145V146H215ZM221 144V143H220ZM225 144V143H224ZM227 144V143H226ZM225 144V145H226ZM230 144V143H229ZM242 144H243V142H242ZM39 145H40V143H39ZM41 145H42V141H41ZM46 145V144H45ZM162 145H163V143H162ZM162 145H160L159 144V146H161V148H163L162 147ZM164 145H166V144H164ZM172 145H170V147L172 146ZM34 146V147H33ZM43 146H44V144H43ZM181 146V145H180ZM184 146V145H183ZM196 146H197V144H196ZM209 146H211V145H209ZM212 146V147H213ZM216 146V147H217ZM224 146V145H223ZM227 146V145H226ZM41 147V146H40ZM158 147V146H157ZM169 147V146H168ZM169 147V148H170ZM176 147V146H175ZM178 147H179V144H178ZM187 147V146H186ZM193 147V146H192ZM195 147V146H194ZM194 147H193V149H194ZM198 147H200V145L198 146ZM202 147V146H201ZM200 147V148H201ZM215 147V148H216ZM219 147V146H218ZM27 148H30V147H27ZM42 148V147H41ZM44 148V147H43ZM156 148V147H155ZM166 148V147H165ZM168 148V149H169ZM190 148H191V146H190ZM189 148V150H191ZM206 148V149H207ZM214 148V147H213ZM37 149H38V147H37ZM37 149H35V150H37ZM115 149H117V146H116V148ZM119 149H120V147H119ZM154 149V148H153ZM160 149V148H159ZM174 148L172 147V150H173ZM177 149V148H176ZM175 149V150H176ZM183 149V148H182ZM185 149V148H184ZM187 149H188V147H187ZM196 150H198V148L196 147L195 148ZM226 149H227V147L225 148V150H224V148H222V152L223 151H226ZM230 148H228V150H229ZM232 149V148H231ZM200 150V149H199ZM198 150V151H199ZM208 150H210L209 148H208ZM216 150L217 151H219V150H221V147H219V149H214L213 150V152H215L214 154H212V155H210V158L208 157L207 158V161H206V163H208V165H210L209 167H210V170H216V168L218 167V165H220V164H224V163H221V155H220V153L218 152V153H216ZM227 150V151H228ZM40 151V150H39ZM117 151H118V149H117ZM194 151V150H193ZM197 151V152H198ZM226 151V152H227ZM21 152V151H20ZM114 152V151H113ZM173 152H175L174 150H173ZM176 152H179L178 151V149H177V151ZM181 152V151H180ZM185 152V151H184ZM187 152H189V151H187ZM191 152V151H190ZM196 152V151H195ZM195 152H192V153H195ZM204 152H206V150L204 151ZM31 153H32V151H31ZM115 153V152H114ZM150 153V152H149ZM191 153V154H192ZM37 154V153H36ZM170 154H171V152H170ZM178 154V153H177ZM182 154H183V152H182ZM196 154V153H195ZM199 154V153H198ZM198 154H197V156H198ZM208 154H210V152H208ZM222 154V153H221ZM35 155V154H34ZM227 155H228V157L230 156V154H228L227 153ZM224 156V155H223ZM18 157H19V155H18ZM26 157V156H25ZM40 157H41V155H40ZM203 157V156H202ZM206 157V156H205ZM204 157V158H205ZM225 157H227V156H225ZM224 157V159L223 160H225L226 158ZM22 158H24V157H22ZM21 158V159H22ZM142 158V157H141ZM140 159V158H139ZM148 159V158H147ZM147 159L146 160H144V161H147ZM150 159V158H149ZM200 159H203V158H200ZM200 159H199V161H200ZM23 160V159H22ZM112 160H110V161H112ZM143 160V159H142ZM195 160V159H194ZM204 160V159H203ZM203 160H201V162H203ZM138 161V160H137ZM165 161V160H164ZM23 162V161H22ZM22 162H20L19 160H16L15 159V155L13 154V152L11 151L10 152V150L9 149H7V148H4V149H0V164H1V169H4V170H8V172L9 173H19V172H22V171H24V172H27L26 171V165L27 164H24V162L22 163ZM148 162H149V160H148ZM167 162V161H166ZM178 161H176V163H177ZM197 162V161H196ZM195 162V163H196ZM200 162V163H201ZM231 162V161H230ZM143 163H145V162H143ZM142 163V164H143ZM147 163V162H146ZM145 163V164H146ZM160 163V162H159ZM164 163V162H163ZM171 163H172V161H171ZM206 163L204 164V166L206 165ZM226 163V162H225ZM227 163H229V162H227ZM31 164V163H30ZM34 164V163H33ZM51 164V165H50ZM138 164V163H137ZM148 164V163H147ZM170 164V163H169ZM175 164V163H174ZM190 164V163H189ZM199 164V163H198ZM203 164V163H202ZM229 164H231V163H229ZM94 165H96V166H98V168L99 169H97L96 168V166H95V169L93 168V166ZM139 165V164H138ZM138 165H136V166H138ZM179 165V164H178ZM32 167H33V165H31ZM189 166V165H188ZM202 165H199V167H201ZM237 166H238V164H237ZM237 166H235L236 168H237ZM28 167V166H27ZM110 167V166H109ZM195 167L197 168L198 167V165L196 166L195 165ZM208 167V168H209ZM220 167L222 168V166H219L218 168L220 169ZM34 168V167H33ZM36 168V169H37ZM104 168H106V170L104 171H102V169H104ZM136 168H138V167H136ZM201 168H204V167H201ZM200 168V169H201ZM205 168H206V166H205ZM234 168V167H233ZM238 168H240V167H238ZM237 168V169H238ZM35 169V168H34ZM35 169V170H36ZM82 170H83V168H81ZM86 169V168H85ZM114 169V168H113ZM199 169V168H198ZM235 169V168H234ZM236 169V170H237ZM243 169V168H242ZM29 170V169H28ZM88 170V169H87ZM100 170V171H99ZM109 170H110V168H109ZM109 170H107L106 171V173L109 171ZM209 170V172H211ZM30 171V170H29ZM28 171V172H29ZM79 171H81V170H79ZM99 171V172H98ZM114 171L115 172H117L115 169H114ZM113 171V172H114ZM200 171V170H199ZM202 171V170H201ZM219 171V170H218ZM35 173H36V171H34ZM91 172L89 171V173L91 174ZM113 172H111V173H113ZM114 172V173H115ZM136 173H137V169H136V171H135ZM205 172V173H204ZM208 172V170H207V172H206V170L205 171H203V174H205V176L207 175L206 173H209ZM213 172H215V171H213ZM240 172V173H239ZM43 173V172H42ZM42 173H41V175H42ZM59 173V174H60ZM62 173V174H63ZM109 173V172H108ZM132 173H134V172H132ZM217 173V172H216ZM215 173V174H216ZM238 173L241 175V177H239V178H241L242 179V183H244L245 182V186H248L249 185V183H250V179H249V177H248V174H241V170L239 171V169H238ZM237 173V174H238ZM22 174V173H21ZM38 174V173H37ZM85 174H87L86 172H85ZM212 174V173H211ZM210 174V175H211ZM36 175V174H35ZM44 175V174H43ZM42 175V176H43ZM83 175V174H82ZM111 175V174H110ZM213 175V174H212ZM29 176V175H28ZM31 176H32V174H31ZM90 176V177H91ZM106 176V175H105ZM107 176H108V174H107ZM106 176V177H107ZM113 176H114V174H113ZM123 176V175H122ZM204 176V177H205ZM209 175H207V177H208ZM238 176V175H237ZM30 177V176H29ZM40 177V176H39ZM84 177V176H83ZM82 177V178H83ZM157 177V176H156ZM155 177V178H156ZM28 178V177H27ZM34 178H36L35 176H33V178L32 179H34ZM42 178V177H41ZM104 178V177H103ZM102 177H100V179H103ZM107 178H111V176L109 177H107ZM116 177H114V181L116 180V179H118V178H116ZM122 178V177H121ZM123 178V179H124ZM133 178V177H132ZM140 178V180L138 179L136 182H138V181H142V177H139ZM144 178H145V176H144ZM158 179H159V177H157ZM36 179H39L38 177L36 178ZM50 179V178H49ZM87 179V178H86ZM89 179H91V178H89ZM151 179V178H150ZM15 180V179H14ZM17 180V179H16ZM25 180V179H24ZM108 179H105L104 180V182L105 181H107ZM112 180V179H111ZM124 180V181H125ZM145 180V179H144ZM202 180H204V178L202 179ZM208 180V179H207ZM239 180V179H238ZM59 181H61V180H59ZM63 181V182H64ZM83 181V180H82ZM85 181H87V180H85ZM92 181V180H91ZM94 181H93V183H94ZM101 181V180H100ZM116 181H118V180H116ZM134 181V180H133ZM132 181V182H133ZM15 182V181H14ZM19 182V181H18ZM29 182V181H28ZM37 182V181H36ZM36 182L34 183V184H36ZM39 182L40 181H38L37 183L39 184ZM43 182V181H42ZM42 182H41V184H42ZM87 182H90V181H87ZM110 182V181H109ZM108 182V183H109ZM113 182V181H112ZM136 182H135V184H136ZM142 182H144V181H142ZM155 182H156V180H155ZM203 183L205 182V181H202ZM207 182V181H206ZM236 182V181H235ZM241 182V181H240ZM240 182H238V183H240ZM20 183H21V181H20ZM83 183V182H82ZM81 183V184H82ZM118 183V182H117ZM124 184V182H122L121 181V183H119L120 185L121 184ZM154 183V182H153ZM241 183V184H242ZM37 184V186H39ZM84 184V183H83ZM88 184V183H87ZM91 184V183H90ZM96 184V183H95ZM94 184V185H95ZM98 184V183H97ZM96 184V185H97ZM104 184V183H103ZM107 184V183H106ZM135 184H134V186H135ZM138 184V183H137ZM136 184V185H137ZM142 184V183H141ZM237 184V183H236ZM236 184H234V185H236ZM16 185V184H15ZM19 185V184H18ZM75 185V184H74ZM95 185V186H96ZM101 185V184H100ZM2 186V185H1ZM46 186V185H45ZM73 186V185H72ZM72 186H71V188H72ZM78 186V185H77ZM77 186H73V187H77ZM107 186V185H106ZM106 186H104L105 188H106ZM110 186V185H109ZM115 186H117L116 185V183H115ZM125 185H123V186H121V187H119L120 188V191H123L124 192V194L126 193V191L127 190H125V187H127V186H125ZM144 186H147V184H145V185H143V187ZM153 187H157V186H154V185H152ZM65 187H67V186H65ZM94 187V186H93ZM130 186H128L127 188H129ZM136 187V186H135ZM152 187V188H153ZM239 187H241V186H239ZM25 188V187H24ZM27 188H28V186H27ZM87 188V187H86ZM89 188V187H88ZM113 188H115V187H112V189ZM249 188V187H248ZM49 189V188H48ZM70 189V188H69ZM91 189V188H90ZM136 189H137V187H136ZM144 189H145V187H144ZM155 189V188H154ZM157 189V188H156ZM239 189V188H238ZM14 190V189H13ZM73 190V189H72ZM93 190V189H92ZM102 190V189H101ZM116 190V189H115ZM119 190V189H118ZM128 190H130V188L128 189ZM139 190V189H138ZM159 189H157V191H158ZM237 190V189H236ZM235 190V191H236ZM62 191H63V188H62ZM76 191H78V190H76ZM81 191V190H80ZM87 191H88V189H87ZM114 191V190H113ZM148 191V190H147ZM146 191V192H147ZM150 191H151V189H150ZM156 191V192H157ZM34 191H32V193H33ZM39 192V191H38ZM64 192V191H63ZM81 192H84V190L83 191H81ZM90 192V191H89ZM98 192V191H97ZM102 192H104V191H102ZM111 192H112V190H111ZM152 192H154V191H152ZM159 192V191H158ZM162 192V191H161ZM160 192V193H161ZM12 193H13V191H12ZM26 193V192H25ZM41 193H42V191H41ZM67 193V192H66ZM106 193H107V191H106ZM148 193V192H147ZM159 193V194H160ZM249 193V192H248ZM84 194L86 195V193L84 192ZM108 194H110V193H108ZM120 194V193H119ZM121 194H123V193H121ZM123 194V195H124ZM128 194V193H127ZM154 194V193H153ZM158 194V193H157ZM158 194V195H159ZM234 194V193H233ZM32 195V197H33V195L34 194H31ZM30 195V196H31ZM56 195H58V194H56ZM76 195H77V193H76ZM87 195H88V193H87ZM130 195V194H129ZM148 195H149V193H148ZM157 195V196H158ZM161 195V194H160ZM248 195V194H247ZM70 196V195H69ZM79 196V195H78ZM96 196V195H95ZM134 196V195H133ZM146 196V195H145ZM150 196H152V195H150ZM156 198H157V196L156 195H154ZM226 196V195H225ZM53 197V196H52ZM51 197V198H52ZM60 197V196H59ZM85 197V196H84ZM87 197V196H86ZM85 197V198H86ZM90 197V196H89ZM146 197H149V196H146ZM31 198V197H30ZM34 198V197H33ZM88 198V197H87ZM86 198V199H87ZM102 198V197H101ZM154 198V197H153ZM153 198H151V199H153ZM233 198H236V197H233ZM24 199V198H23ZM28 199V198H27ZM42 199V198H41ZM72 199V198H71ZM74 199V198H73ZM100 199V198H99ZM123 199V198H122ZM143 199H144V197H143ZM136 199V204L134 205V203L132 202V201H122V203L120 202V201H118L120 204H118L117 202V209H118V214L116 215L115 214V216H106V217H104V218H100L99 216V218H97V219H90V220H92V222H91V225L88 223V224H86L88 221H86V223L85 222H83V221H81V220H83V219H81V220H79V219H77V218H74L73 216H72V218H70V219H67V220H65L64 222H59V221H57V220H55V219H48V221L46 220V222H45V227H41V226H37L38 227V229H39V231H41V233L44 235V234H53L54 232H56V233H54V234H56V236H54V234H53V236H51V237H53L54 239H55V237H57L58 235H61V236H63L64 238H66V239H68V241H70V242H72L74 245H78V246H81V247H83V248H80V249H84V248H86V250L88 251V249H89V251H92V252H95V251H98V253L99 252H102L103 251V242H105V241H107V242H110V241H114L116 238H118V236L120 235L119 233H118V231L117 230H115V231H113L112 229H108L109 231H107L104 227L105 226H109V225H114L115 223L116 224H118L119 225V223L120 224H124L123 222H125L126 220H128L130 217H132V213L134 212V211H136V210H139L138 212H140L146 205H147V203L149 202V200H146V199ZM148 199V198H147ZM230 199V198H229ZM40 200V199H39ZM91 200V199H90ZM118 200V199H117ZM253 200V199H252ZM36 201V200H35ZM42 201V200H41ZM84 201V200H83ZM232 201V200H231ZM51 202H53V201H51ZM50 202V203H51ZM70 202V201H69ZM76 202V201H75ZM88 203H89V201H87ZM97 202V201H96ZM99 202V201H98ZM106 202V201H105ZM248 202H251L250 201V199H249V201ZM262 202H263V204H264V200H262ZM49 203V202H48ZM47 203V204H48ZM80 203V202H79ZM83 203V202H82ZM233 203V202H232ZM245 202H243V204H244ZM261 203V202H260ZM75 204V203H74ZM81 204V203H80ZM100 204H102V206H103V203H100ZM168 204V203H167ZM171 204V203H170ZM248 204V203H247ZM251 204V203H250ZM252 204H253V202H252ZM258 204V203H257ZM65 205V204H64ZM79 205V204H78ZM83 205V204H82ZM87 205V204H86ZM90 205V204H89ZM99 205V204H98ZM115 205V204H114ZM120 205V206H119ZM254 205V204H253ZM53 206V205H52ZM81 206V205H80ZM99 206H101V205H99ZM101 206V207H102ZM160 206H162V205H160ZM163 206H165V205H163ZM162 206V207H163ZM168 206V205H167ZM0 207L1 208H6V209H11V210H13V211H16V212H18V213H20V214H22V215H25V219H26V216H28V217H30L32 214H33V209L32 208H30L28 205H26L25 203H23V202H21V201H18V200H16V199H14V197L13 198H10V197H7V196H5L4 194H0ZM35 207V206H34ZM84 207H86V206H84ZM88 207V206H87ZM95 207V206H94ZM105 207V206H104ZM255 207V206H254ZM45 208V207H44ZM80 208V207H79ZM103 208V207H102ZM109 208V207H108ZM107 208V209H108ZM161 207H159V209H160ZM166 208V207H165ZM35 209V208H34ZM40 209V208H39ZM39 209H37V211L39 210ZM50 209V208H49ZM58 209V208H57ZM77 209V208H76ZM86 209H88V208H86ZM91 209V208H90ZM98 209V208H97ZM103 209H105V208H103ZM113 210L115 209V208H112ZM116 209V210H117ZM154 209V208H153ZM153 209H151V210H153ZM157 210H158V208H156ZM161 209H163V208H161ZM89 210V209H88ZM96 210V209H95ZM109 210V209H108ZM155 210V209H154ZM99 211V210H98ZM159 211V210H158ZM161 211V210H160ZM35 212V211H34ZM76 212V211H75ZM82 212H84V210L82 211ZM89 212V211H88ZM100 212H103V211H100ZM110 212H115V211H110ZM152 212V211H151ZM36 213V212H35ZM47 213H49V212H47ZM73 213V212H72ZM91 213V212H90ZM109 213V212H108ZM149 213V212H148ZM155 213H157L156 212V210H155ZM54 214V213H53ZM65 214V213H64ZM79 214V213H78ZM151 214V213H150ZM21 215V216H22ZM73 215V214H72ZM91 215V214H90ZM98 215V214H97ZM107 215V214H106ZM135 215V214H134ZM139 215V214H138ZM147 215V214H146ZM154 215V214H153ZM70 216V215H69ZM92 216H94V215H92ZM105 216V215H104ZM150 216V215H149ZM152 216V215H151ZM80 216H78V218H79ZM84 217V216H83ZM143 217V216H142ZM144 217H146V216H144ZM148 217V216H147ZM150 218V217H149ZM153 218V217H152ZM159 218H161V217H159ZM165 218V220H164V222L166 221V219H167V216L166 217H164ZM264 218V217H263ZM262 218V219H263ZM143 220H144V218H142ZM141 218H140V220H142ZM35 220V222H38V223H36V224H39V223H41L39 220H37V218L36 219H34ZM87 220V219H86ZM132 220V219H131ZM142 220V221H143ZM152 219H150V221H151ZM85 221V220H84ZM129 221V220H128ZM145 221V220H144ZM143 221V222H144ZM155 221V220H154ZM161 221H163V220H161ZM161 221H160V223H161ZM170 221V220H169ZM33 222V221H32ZM43 222V221H42ZM141 222V221H140ZM145 222H147V221H145ZM149 222V221H148ZM159 221H157L156 223H158ZM168 222V221H167ZM44 223V222H43ZM163 223V222H162ZM136 224V223H135ZM140 224H142V223H140ZM139 224V225H140ZM146 224V223H145ZM149 224V223H148ZM137 225H138V223H137ZM157 225H159V223L157 224ZM161 225V224H160ZM142 226V225H141ZM140 226V227H141ZM145 226V225H144ZM147 226H149V225H147ZM152 226V225H151ZM111 227V226H110ZM124 227V226H123ZM155 227H156V225H155ZM162 227V226H161ZM120 228V227H119ZM153 228V227H152ZM163 228V227H162ZM126 229V228H125ZM140 229H142V228H140ZM143 229H145L146 230V227L145 228H143ZM148 229H149V227H148ZM151 230V229H150ZM153 230V229H152ZM156 230H157V227H156ZM117 231V232H116ZM119 231H120V229H119ZM126 232H127V230H125ZM6 232H8V231H6ZM29 232V231H28ZM130 233H131V231H129ZM133 232V231H132ZM155 232V231H154ZM159 232H160V230H159ZM162 232V231H161ZM134 233H135V230H134ZM139 233H141V232H139ZM143 233H145V232H143ZM151 233V232H150ZM157 233V232H156ZM163 233H166L167 234V232H164L163 231ZM9 234V233H8ZM29 234V233H28ZM27 234V235H28ZM133 234V233H132ZM160 234V233H159ZM162 234V233H161ZM166 234H165V236H166ZM144 235V234H143ZM149 235V234H148ZM148 235H146V237L148 236ZM151 235V234H150ZM156 237L157 236H159V235H156V234H154ZM174 235H176V234H174ZM173 235V236H174ZM29 236H30V234H29ZM46 236V235H45ZM154 236V237H155ZM165 236H163V237H165ZM10 237V236H9ZM28 237V236H27ZM27 237L25 238V239H27ZM121 237V236H120ZM123 237V236H122ZM121 237V238H122ZM149 237V236H148ZM152 237H153V235H152ZM159 237H161V235L159 236ZM158 237V238H159ZM175 237V236H174ZM179 237H181L180 235H179ZM14 238V237H13ZM43 238V237H42ZM45 238V237H44ZM58 238V237H57ZM56 238V239H57ZM61 238V237H60ZM125 238V237H124ZM137 238H139V236L137 237ZM150 238V237H149ZM148 238V239H149ZM162 238V237H161ZM24 239V240H25ZM31 239V238H30ZM29 239V241H31ZM51 239V238H50ZM49 239V240H50ZM53 239V240H54ZM59 239V238H58ZM62 239V238H61ZM120 239V238H119ZM126 239V238H125ZM147 238H146V240H148ZM157 239V238H156ZM165 239V238H164ZM168 239L170 240L171 238H169L168 237ZM176 239V238H175ZM12 240V239H11ZM28 240V239H27ZM43 240V239H42ZM45 240V239H44ZM121 240V239H120ZM162 240H163V238H162ZM161 240V241H162ZM166 240H167V238H166ZM165 240V241H166ZM168 240V241H169ZM180 240V239H179ZM13 241V240H12ZM28 241V242H29ZM33 241V240H32ZM55 241V240H54ZM57 241H59V240H57ZM63 241V240H62ZM66 241V240H65ZM116 241V240H115ZM119 241V240H118ZM139 241V240H138ZM150 241H151V238H150ZM158 241H160V238H159V240ZM171 242L173 241V240H170ZM28 242H27V244H28ZM34 242V241H33ZM38 242V241H37ZM42 242V241H41ZM61 242V241H60ZM153 242V241H152ZM164 242V241H163ZM162 242V244L164 245V243ZM176 242H177V239H176ZM47 243H49V242H47ZM51 243V242H50ZM49 243V244H50ZM54 242L52 241V246L54 245L53 244ZM111 243V242H110ZM137 243V242H136ZM150 243V242H149ZM178 243V242H177ZM2 244H3V242H2ZM2 244L0 243V247L2 246ZM34 244V243H33ZM42 244V243H41ZM55 244H56V242H55ZM59 244V243H58ZM62 244V243H61ZM166 244V243H165ZM168 244H169V242H168ZM176 243H174V245H175ZM182 245H183V243H181ZM29 245H30V243H29ZM32 245V244H31ZM31 245H30V247H31ZM147 245V244H146ZM171 245H173V242H172V244ZM5 246V245H4ZM46 246V245H45ZM59 246H60V244H59ZM108 246V245H107ZM111 246V245H110ZM118 246V245H117ZM142 246V245H141ZM144 246V245H143ZM152 246V245H151ZM3 247V246H2ZM32 247H33V245H32ZM31 247V248H32ZM35 247H37V248H41V247H38V245L36 246L35 245ZM43 247H44V245H43ZM55 248H56V245L54 246ZM69 247V246H68ZM116 247V246H115ZM140 247V246H139ZM147 247V246H146ZM145 247V248H146ZM159 247V246H158ZM166 247V246H165ZM168 247H169V245H168ZM182 247V246H181ZM48 248H49V246H48ZM59 248V247H58ZM58 248H57V252H58ZM61 248V247H60ZM141 248V247H140ZM144 248V247H143ZM143 248L141 249V250H143ZM152 248V247H151ZM155 248V247H154ZM153 248V249H154ZM162 248V247H161ZM164 248V247H163ZM4 249V248H3ZM2 249V250H3ZM30 249V248H29ZM28 249V250H29ZM35 249V248H34ZM51 249V248H50ZM54 248H52V250H53ZM79 249V250H80ZM156 249V248H155ZM159 250H160V248H158ZM179 249V248H178ZM0 250H1V248H0ZM8 250V249H7ZM31 250V249H30ZM35 250H37V249H35ZM40 250V249H39ZM46 250V249H45ZM81 250V251H82ZM85 250V251H86ZM105 250V249H104ZM109 250H110V247H109ZM109 250H107V251H109ZM112 250V249H111ZM110 250V251H111ZM146 250V249H145ZM157 250V249H156ZM5 251V250H4ZM3 251V252H4ZM32 251V250H31ZM30 251V253H32ZM38 251V250H37ZM36 251V252H37ZM48 251V250H47ZM86 251V252H87ZM109 251V252H110ZM147 251V250H146ZM152 251V250H151ZM13 252V251H12ZM11 252V253H12ZM34 252V251H33ZM35 252V253H36ZM45 252V251H44ZM53 252L55 253L56 251L55 250H53ZM53 252H51L52 254H53ZM57 252H56V254H57ZM86 252H84V254H87ZM106 252V251H105ZM104 252V253H105ZM112 252V251H111ZM160 252V251H159ZM187 252H189V251H187ZM191 252V251H190ZM2 253V252H1ZM8 252H5V254H7ZM11 253H9L10 255H11ZM97 253V254H98ZM131 253H132V251H131ZM138 253V252H137ZM147 253H149V252H147ZM152 252H150V254H151ZM157 253H158V251H157ZM192 253H193V251H192ZM4 254V255H5ZM9 254H7V256L9 255ZM34 254V253H33ZM83 254V255H84ZM96 254V253H95ZM102 254V253H101ZM109 254V253H108ZM190 255H191V253H189ZM3 255V254H2ZM9 255V256H10ZM45 255H47V253L45 252ZM58 255V254H57ZM56 255V256H57ZM105 255V254H104ZM111 255V254H110ZM131 255V254H130ZM152 255V254H151ZM194 255H196V253L194 254ZM198 255H200L199 253H198ZM201 255H203V254H201ZM36 256V255H35ZM80 256V255H79ZM85 257H86V255H84ZM84 256H82L83 258H84ZM88 256V255H87ZM91 256V255H90ZM90 256H88L89 258H90ZM96 256V255H95ZM99 256V255H98ZM106 256H107V252H106ZM192 256V255H191ZM190 256V257H191ZM81 257V256H80ZM88 257H86V259L88 258ZM92 257H94V256H92ZM102 257V256H101ZM188 257V256H187ZM197 257V256H196ZM201 257V256H200ZM260 257H262V256H260ZM41 258V257H40ZM59 258V257H58ZM124 258V257H123ZM193 258V257H192ZM195 258V257H194ZM202 258V257H201ZM205 258H206V256H205ZM205 258H204V260H205ZM208 258V257H207ZM259 258V257H258ZM98 260L100 259V258H97ZM102 259H103V257H102ZM191 259V258H190ZM264 259V258H263ZM84 260V259H83ZM104 260V259H103ZM115 260V259H114ZM121 260V259H120ZM127 260H128V258H127ZM187 260V259H186ZM196 260H197V258H196ZM195 260V262H197ZM199 260V259H198ZM100 261V260H99ZM102 261V260H101ZM112 261V260H111ZM117 261V260H116ZM128 261H130L131 263L130 264H183L184 263V261H183V258L181 257V255L180 254H177V253H173V252H165V253H163V254H161V255H154V256H143V255H139V254H136V253H133V255L130 257V259L128 260ZM207 261V260H206ZM81 262H82V260H81ZM98 262V261H97ZM106 262V261H105ZM110 262V261H109ZM108 262V263H109ZM115 262V261H114ZM187 262H188V260H187ZM200 263H201V260L199 261ZM198 262V263H199ZM204 262L205 261H203L202 263L204 264ZM263 262H264V260H263ZM11 263V262H10ZM9 263V264H10ZM14 263V262H13ZM107 263V262H106ZM119 263V262H118ZM120 263H122V261L120 262ZM119 263V264H120ZM124 263H126V261L124 262ZM123 263V264H124ZM129 263V262H128ZM127 263V264H128ZM12 264V263H11ZM103 264V263H102ZM112 264H113V262H112ZM116 264H117V262H116ZM191 264H192V262H191ZM205 264H206V262H205ZM209 264V263H208Z\"/></svg>","mask_w":264,"mask_h":264}]
</instances>
